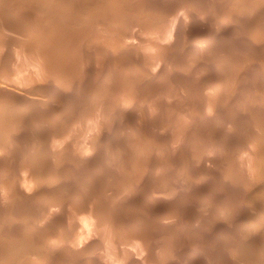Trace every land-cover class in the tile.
<instances>
[{"label": "rangeland", "instance_id": "1", "mask_svg": "<svg viewBox=\"0 0 264 264\" xmlns=\"http://www.w3.org/2000/svg\"><path fill=\"white\" fill-rule=\"evenodd\" d=\"M0 1L1 2L3 1L2 3L0 2V5H1V7H0L1 8L0 9V13H1L0 14V21H1L0 22V31L2 30L0 32V47H1L0 48V57H1L0 58V93H1L0 94V103H1L0 104V109H1L0 110V117H1L0 121L1 122L4 121V123H3L4 125H2V123L0 122V136H1L0 141L2 142V143L0 142V148H3L2 150L0 149V208L2 209V211L0 209V211H1L0 217L3 218V219H0V222L2 221L3 223L5 222L7 224V222L11 221L7 225L5 223L2 224V222L0 223V234H1L0 235V239H1L0 240V245H1L0 246V260L2 258L3 260L6 261V262L5 261L3 262V260H1L0 261V262H2L1 264H3V263H5V264H9V263L10 264H16V262L17 263L20 262V264H33V263L34 264H55V263L56 264H132V263L133 264H151V263H153V264H162V263L163 264H202V263L203 264H206V263L207 264H210V263L211 264H217L218 262H220L219 264H248L249 262H250L249 264H264V245H263L264 244V215H263L264 214V212H263L264 211L263 210L264 209V156H263L264 153L261 154V152L264 151V0H255V2L253 0H250L253 2L248 7L245 5L246 1H248V0H244V1L243 0H205V1L204 0H194V1L193 0H188V1L187 0L186 1L185 0H183V1L182 0H175L177 2H175L174 0H162L163 3L161 2V4H160L161 0H150L153 2V5L148 0H146L147 3H145V0L144 1L141 0V2H143V3H141L139 0H134L136 3H134L133 0H115V1L114 0L113 1L105 0V2L107 1L106 2L107 4L105 2H103L104 0H102V1L101 0H97V1L96 0H35V1H37V4H35L36 2L34 0H27V1L26 0H20V1L19 0H15V1L14 0H6V1L0 0ZM30 1H32V2L30 3ZM60 1H62V2L65 1V2L61 3ZM93 1H95V2H93ZM116 1H117V3H115ZM181 1H182V3H181ZM14 2H15V4H13L14 6L11 5ZM43 2H45V3L43 4ZM121 2H123L125 5ZM138 2H140L141 4ZM148 2H150L149 5H145V4H148ZM256 2H257V4H256ZM23 3H24V5H23ZM50 3H51V5H50ZM65 3L67 4V6ZM109 3L112 4L113 6L112 5L109 6L108 5ZM203 3H204V5H203ZM46 4H47V6H45ZM87 4H89V5H87ZM91 4H92V6L94 4L93 7H95L96 9L93 8L91 6ZM121 4H123V5H121ZM142 4H144L145 6ZM150 4H151V6H150ZM155 4H156V6H155ZM246 4L248 5V3H246ZM132 5H134V6H132ZM165 5H166V8H165ZM178 5H179V7H181L182 10L180 8H178ZM197 5L199 8L197 7ZM220 5L222 6V8ZM36 6H38V7H36ZM41 6L44 8H42ZM88 6H89V8H88ZM103 6H105V7H103ZM117 6L119 8H117ZM128 6H129V8H128ZM161 6L164 8H162ZM186 6H187V8H186ZM202 6H203V8H202ZM226 6H228V7L226 8ZM243 6H245L246 8L245 7L242 8ZM33 7H34V9H33ZM53 7H54V9H53ZM72 7L73 8L75 7V8L73 9ZM110 7L115 9V10L111 9ZM171 7H173V8L175 7L174 8L175 11ZM214 7H217V8H214ZM236 7L238 9H241V11H239ZM45 8H47L48 10ZM70 8H72V9H70ZM76 8H78V9H76ZM80 8L81 9L84 8V9L80 10ZM99 8H101V9H99ZM102 8H105V9H102ZM145 8H147V10ZM168 8L169 9L171 8V9L168 10ZM185 8H186V10L189 9V10H187L188 12L185 10ZM233 8H236V10ZM218 9H219V12H218ZM230 9H232V12ZM7 10H9L10 13ZM36 10L39 12H37ZM54 10H55V12H54ZM63 10L66 11V13ZM72 10L74 13L72 12ZM99 10H101V12ZM120 10L122 12H120ZM159 10H160V12H159ZM214 10H215V12H214ZM242 10H243V12H242ZM45 11H48V13ZM80 11H82V12H80ZM96 11H99V12H96ZM104 11L106 14L104 13ZM154 11L157 13V15H156V13H154ZM244 11H247V12H244ZM17 12L19 13L18 15H17ZM58 12H59V14H57ZM92 12H95L96 14L92 13ZM35 13H37V14H35ZM97 13H98V16H97ZM132 13L134 15H132ZM217 13L219 15L221 14V16L217 15ZM10 14H12V16ZM39 14L43 17V19L41 18V16H39ZM93 14H95V15H93ZM114 14H115V16H114ZM36 15H38V16H36ZM46 15H48V16H46ZM68 15H69V17H68ZM116 15L118 16V18L116 17ZM51 16H54V17L52 18ZM56 16H58V17H56ZM87 16H89L90 19ZM99 16H101V17H99ZM112 16L114 18H112ZM228 16L230 19H228ZM1 17H3V18H1ZM35 17H37V18H35ZM63 17H64V19H63ZM80 17H82V18H80ZM94 17L95 18L98 17V18L95 19ZM107 17H109V19L106 21L107 22L106 23L104 20H106ZM136 17H137V19H135ZM139 17H140V19H139ZM8 18H11V19H8ZM29 18H31V19H29ZM60 18H62V19H60ZM26 19L27 20L29 19V20L27 21ZM53 19H54V21H53ZM87 19H89V20H87ZM91 19H94V20H91ZM110 19L112 22L109 21ZM7 20L9 22H7ZM16 20H17V22H15ZM55 20H57V22ZM98 20H99V22H98ZM39 21L40 22L42 21V22L40 23ZM67 21H68V23L70 22V24H68ZM92 21L95 24H92L93 23ZM120 21H121V23H120ZM138 21H140V22H138ZM61 22L62 23L64 22V24H62ZM78 22L79 23L81 22L80 25ZM87 22L89 24H87ZM108 22H110V23H108ZM132 22L134 25L137 23V25H135V26L132 25ZM26 23L29 24V26ZM48 23H49V25H47ZM144 23H146V24H144ZM148 23H150V24H148ZM165 23H167V24H165ZM103 24H105V25H103ZM123 24H125L126 26H124ZM152 24L154 27L151 26ZM158 24H159V26H158ZM172 24H174V25L172 26ZM72 25H73V27H72ZM113 25H115V28L113 27ZM170 25H171V27H170ZM15 26L17 27V29ZM44 26H46L47 28ZM103 26H105L107 28L102 29ZM5 27L6 28L8 27V28L5 29ZM30 27H32V28H30ZM75 27H76L77 31L75 30ZM82 27H83V29H82ZM95 27H96V29H95ZM100 27H102V28H100ZM146 27H147V29H146ZM151 27H152L153 31H152V29H150ZM173 27L175 29H173ZM177 27H178V29H177ZM36 28H37V30H36ZM62 28H64V29L62 30ZM122 28H126V29H122ZM80 29H81V31H80ZM166 29L167 30L170 29L169 33H167L168 31ZM211 29H213V30L211 31ZM14 30H15V32H14ZM139 30H141V31H139ZM146 30H147V32H146ZM149 30H150V32H149ZM171 30H173V31H171ZM23 31H25V32H23ZM51 31L53 32V34ZM65 31H66V33H65ZM107 31H108V33H107ZM170 31H171V33H170ZM21 32L24 35H22ZM62 32H64L65 35H63L64 33H62ZM83 32H85V33H83ZM117 32L118 33L120 32L119 35ZM172 32H174V33H172ZM206 32H208L207 35L205 34ZM111 33H113V34H111ZM162 33H163V36H162ZM210 33H212V35ZM42 34L44 35V37L45 36L46 37L44 38L42 36ZM54 34H56V36ZM80 34H82V35H80ZM85 34H88V35H85ZM120 34H123L125 36L120 37ZM129 34H131V35H129ZM172 34H174V37H172L173 36ZM57 35H58V37H60V39L57 37ZM201 35H202V37H201ZM108 36H109V38H108ZM199 36L201 39L199 38ZM205 36H206V38L204 39ZM34 37H35V39H34ZM47 37H48V39L46 41ZM72 37H75V38H72ZM78 37L81 39L83 38V39L81 40ZM193 37H195V38H193ZM210 37H212V38H210ZM41 38H42V40H41ZM76 38H78V39H76ZM176 38H177V40H176ZM196 38H198L199 40H202L204 42H208L207 43L208 46L205 45L203 49L202 48L197 49V48L193 47L192 46L193 43L197 41V40L196 41H193V40ZM57 39L60 40V42L56 41ZM66 39H68V40H66ZM119 39H122V40H120L121 42L119 41ZM191 39H192L193 43H192ZM1 40H2V42H1ZM31 40H32V42H31ZM53 40H55V41H53ZM84 40H85V42H84ZM109 40H111L112 42ZM176 41H177V43H176ZM189 41H191V42H189ZM9 42L10 43L12 42L11 45ZM43 42L45 45L43 44ZM65 42L69 43V44H66ZM114 42H115V44H114ZM50 43H51V46H53V45L54 46L51 47ZM60 43H64V44H60ZM111 43H113L114 46ZM158 43H160V44H158ZM12 44H13V46H12ZM19 44H21L20 45L21 47L19 46ZM125 44H126V46H125ZM211 44H213L214 46ZM223 44H224V46H223ZM34 45H36V46L34 47ZM69 45H70V47H69ZM83 45H84V47H83ZM119 45L121 48L119 47ZM28 47L31 49H28ZM60 47L62 49H60ZM206 47H207V49H206ZM52 48L54 51L52 50ZM103 48H104V50H102ZM32 49H33V51H32ZM74 49L76 51L78 49V51L75 52ZM86 49H88V50H86ZM154 49H155L156 53L154 52ZM162 49H163V51H162ZM28 50L29 51L31 50V51L29 52ZM48 50H49V52H48ZM98 50H100L101 53H99L100 51H98ZM151 50L153 51V53ZM7 51H8V53H7ZM63 51H65V53ZM92 51L95 53H93ZM52 52L55 54H53ZM5 53L7 54V56L8 55L9 56L7 57L5 55ZM31 53H33V54H31ZM59 53H61V54H59ZM112 53H113V55H112ZM44 54H46L47 56H45ZM63 54H64V56H63ZM65 54H68V56ZM69 54H70V56H69ZM72 54H76L75 57ZM153 54H155V56ZM165 54H166V56H165L166 59H165V57H164V59L159 57V55L162 56ZM56 55H57V57H56ZM61 55H62V57H61ZM84 55L85 56L87 55V57L85 58ZM10 56H12L13 58ZM18 56H19V58H17ZM20 56H22V57H20ZM127 56L129 59L127 58ZM49 57L51 60L48 59ZM150 57L152 58V63H151V59H148ZM167 57H169V58H167ZM8 58H10V61ZM40 58H41V61L39 60ZM74 58L77 60V63H76V60H74ZM119 58H121V59H119ZM24 59H25V61H24ZM26 59H28V60H26ZM47 59H48V61L46 62L45 60H47ZM64 59H66V60L64 61ZM227 59H229L230 61H228ZM69 60H72V62ZM235 60L237 62H235ZM126 61H128V62H126ZM153 61H155V62H153ZM13 62H14V64H13ZM45 62L47 64V66H46ZM50 62H52L53 64ZM70 62H71V64H70ZM116 62H118V63H116ZM2 63H3V65H1ZM31 63H33L34 65H32ZM65 63H67V64H65ZM88 63H90V64H88ZM125 63H127V64H125ZM238 63H239V66L237 65ZM41 64L43 66H41ZM72 64L75 65V67ZM78 64H79V66H77ZM86 64H87V66H86ZM123 64H125V65H123ZM5 65H7V66H5ZM61 65H62V68L60 69ZM110 65H112V66H110ZM44 66L46 68H44ZM52 66H53V68H52ZM58 66H59V68L57 69ZM72 66H73V69L71 68ZM114 66H116V67H114ZM36 67L38 68V70ZM39 67H41V68H39ZM65 67H66V69H65ZM111 67L112 68L114 67V68L112 69ZM103 69H105V70H103ZM156 69H157V71L159 70L160 72L155 71ZM50 70L52 71V73ZM80 71H82V72H80ZM147 71L148 72L150 71V73H148ZM118 72L121 73V75L120 74L118 75ZM151 72L154 73L155 76H153V78L152 77L147 78V80H146L145 77L147 75L151 74ZM104 73H105V75H104ZM122 73L124 75H122ZM160 73H161V75H160ZM63 74H64V76H63ZM116 74H117V76H116ZM45 75H46V77H44ZM65 75L67 76V79H66ZM76 76H77V78H76ZM81 76H83V77H81ZM113 76H115V77H113ZM123 76H125V77H123ZM60 77H62V78H60ZM79 78H80V80H79ZM77 79L79 80V82ZM93 79H94V81H93ZM150 79H152V80H150ZM107 80L109 83L107 82ZM127 80H128V82H127ZM86 81H87V83H86ZM90 81H92V82H90ZM95 81L97 84L95 83ZM110 81L113 83H111ZM129 81H131V82L129 83ZM141 83H143V84H141ZM121 84H123V85H121ZM87 85H88V87H86ZM107 85H108V87H107ZM113 85L115 88L113 87ZM185 85L187 87H185ZM189 85H191V86H189ZM200 85H202V86H200ZM1 86H2V88H1ZM101 86H103L105 88H103ZM119 86H120V88H118ZM201 87H203V88H201ZM208 87H210V89ZM100 88H103V89H100ZM124 88L125 89L129 88V89L125 90ZM155 88H157V90ZM63 89L65 91H63ZM104 89H105V91H104ZM160 89H161V91H163L162 93H161ZM214 89H215V91H214ZM91 90H93V92ZM95 90H97V91H95ZM120 90L123 93H121ZM205 90H206V92H205ZM72 91H73V93H72ZM88 91L92 94H90ZM124 92H125V94H124ZM137 92H138V94H137ZM2 93H3V95H2ZM109 93H110V95H109ZM131 93H132V95H131ZM6 94H8V95H6ZM158 94H160V95H158ZM164 94L166 95V97ZM167 94H168V96H167ZM170 94H171V97H170ZM217 94H220L222 97L220 95H217ZM86 95H87V97H86ZM157 96H158L159 100L156 99ZM216 96H217L218 100H217ZM69 98L70 99L72 98L71 99L72 101ZM77 98H79V99H77ZM109 98H111V99H109ZM145 98H146V100H145ZM149 98H151V100ZM80 99L82 100V102ZM129 99H130L131 103H130ZM154 99H156V100L154 101ZM87 100H89V101H87ZM176 100L179 102L177 103ZM180 100H181V102H180ZM10 101H12L13 103L11 102L9 104ZM18 101H20L21 103L20 102L17 103ZM4 102H6V103H4ZM84 102H86V103H84ZM96 102H97V104H96ZM157 102H158V104H157ZM170 102H171V105L169 104ZM174 102H175L174 109H172ZM214 102L215 103L217 102V104H215ZM107 103L108 104L110 103L109 104L110 106ZM165 103L168 105H166ZM6 104H8V106H6ZM90 104L93 106H91ZM164 104H165V106H164ZM182 104H184V106H182ZM105 105H107L108 107ZM126 105H128V106H126ZM116 106H117V109H116ZM176 106H177V108L179 107L182 109L178 108L179 109L178 110L177 108H175ZM12 107H14V108H12ZM61 107H63V108H61ZM78 107H79V109H78ZM183 107H185V108H183ZM87 108H90V110ZM93 108H94V110H93ZM56 109H57V111H56ZM85 109H87V110H85ZM111 109L114 111L110 112ZM175 109H177V110H175ZM4 110H6V111H4ZM79 110L80 111L83 110V112H80ZM105 110L107 113L111 114V115L109 114V117H108V114L105 112ZM161 110H163V111H161ZM7 112H8V114H7ZM52 112H54L55 114ZM58 112L60 114H58ZM79 112L81 113L80 115H79ZM156 114H158V115H156ZM49 115L52 119L49 117ZM103 116H104V118H103ZM256 117H257V119H256ZM3 118L5 120H3ZM53 118H54V120H53ZM232 119H233V121H231ZM249 119H251V120H249ZM247 120H249V121H247ZM95 121H97V122H95ZM29 123H30V126H29ZM113 123H114V125H113ZM184 123H186V124L184 125ZM118 124H120V127L118 126ZM189 125H190V127H189ZM110 126H111V129L113 128L112 130L109 129ZM186 126H187L188 130H187ZM106 127H108V128L105 129ZM142 128L143 129L145 128V130H143ZM151 128H153V129H151ZM198 128H200V129H198ZM134 129H137V130H134ZM105 130H107V131H105ZM151 130H152V132H150ZM147 131H149V133H147ZM204 131H206V132H204ZM185 132H186V134H185ZM62 134H64V135H62ZM142 134H144V135H142ZM150 134H151V136L149 137ZM178 134L180 137L178 136ZM130 136H132V137H130ZM120 137H121V139H120ZM129 137H130V139H129ZM194 137H196V138H194ZM151 138H154V139H151ZM188 138L192 139V140H189ZM122 139H123V141H122ZM139 139H140V142H139ZM141 139H143L142 143H141ZM182 139H185V140H182ZM186 139L190 142L193 141V139H196L194 141L197 144L195 142H191V143L189 142L188 143V141ZM201 139H203V140H201ZM113 142H114V144H113ZM146 142H147V144H146ZM7 143L9 146L7 145ZM148 143H150V144H148ZM124 144H125V146H123ZM142 144H145L146 146L143 145L144 147H140ZM1 145H3V146H1ZM118 145H120V146H118ZM137 145H138V148H137ZM147 145H149V146L147 147ZM153 146L155 149L156 148L157 149L155 150L153 148ZM195 146H196V148H195ZM200 146H201V148H200ZM186 147H188V148H186ZM198 148H200L201 151ZM153 149H154V151H152ZM124 150H125V152H124ZM136 150H138V151H136ZM168 150H170V152ZM181 150H183V151H181ZM22 151L24 153H22ZM121 151L124 152L125 154L122 153ZM126 151H131V153L130 152L127 153ZM146 151H148V152L145 154ZM175 151L176 152L179 151V152L176 153ZM81 152L83 153V155L81 154ZM152 152H154V153H152ZM180 152H182V153L180 154ZM118 153L120 156H118ZM171 153H175V154H171ZM255 153H257V155ZM88 154H90V155H88ZM129 154H131V155H129ZM86 155H88V156H86ZM177 155L179 157H177ZM260 155H262L261 156L262 158L260 157ZM75 156H76V158H75ZM135 156L136 157L138 156V158H136ZM86 157H88L89 160L86 159ZM115 157H116L117 161H116V159H114ZM144 157L146 159H148V157H149L151 160L148 159L149 160L148 161ZM187 157L189 158V160ZM255 157H256V159H255ZM71 159L72 160L74 159V160L72 161ZM90 159H92V160H90ZM120 159L123 162H121ZM138 159H140V161ZM28 160L31 162L29 163ZM82 160H84V161H82ZM164 160L167 162H165ZM118 161H120V162H118ZM249 161H251L252 163ZM32 162H33V164H32ZM80 162H81V164H80ZM117 162H118V164H117ZM136 162H139V163L137 164ZM183 162H184V164H183ZM248 162H249V164H248ZM153 163H155V164H153ZM253 163L257 167H255ZM111 164L115 167V169ZM128 164L131 167H129ZM171 164H172V167H171ZM190 164H192V165H190ZM35 165H36V167H35ZM182 165H183V167H182ZM184 165H186V167ZM107 166H109V167H107ZM127 166L129 167V170H128ZM126 167H127V169H126ZM133 167H134V169H133ZM159 167H161V169H159ZM30 168L33 170L34 173L32 172V170ZM137 168H139L140 171ZM143 168H145V170ZM188 168H190L191 171ZM34 169H35V171H34ZM87 169H88V171L89 170L90 171L88 172ZM149 169H152V170L150 171ZM184 169H185V172L183 171ZM143 170L146 171V173H144ZM154 170H156V171H154ZM180 170H182V171H180ZM187 170H188V172H187ZM79 171H81V174ZM157 171H158V173H157ZM192 171H194V173ZM134 172H135V176H137L136 174H140V176L138 175L137 177H135ZM161 172L163 173V175L161 174ZM196 172H197V174H196ZM108 173H109V175H108ZM111 173H112V175H110ZM130 173L133 174V175L132 174L131 175L134 178H137L136 179L137 181L135 179L134 180L130 179V178H132V176L129 175ZM141 173H144V174L141 175ZM152 173H154V174H152ZM182 173H184V174H182ZM156 174L159 176H156ZM146 175H147V177H145ZM152 175H153V177H152ZM167 175H169V177ZM190 175H191V177H190ZM123 176H124V178H122ZM187 176H188V178L186 179ZM17 177H19V178H17ZM109 177H110V179H109ZM149 177H150V179H149ZM151 178L152 179L155 178V179L152 180ZM164 179H166V180H164ZM105 180H107L108 182H105ZM109 181L110 182L112 181V183H109ZM120 181L123 182V185H122V182H120ZM155 181H161V182H155ZM164 181L166 182V185L164 184L165 183ZM167 181H169V182H167ZM82 182H84V183H82ZM171 182H173V184ZM8 183H10V184H8ZM116 183H117V185H116ZM124 183H125V185H124ZM126 183L128 184V187H127ZM129 183H130V185H129ZM141 183H143V184H141ZM6 184H7V186H6ZM107 184H109V185H107ZM131 184H133V185H131ZM134 184H136V185H134ZM153 184L155 186L156 185L157 186L155 187ZM121 185H122V187H121ZM15 186H17V187L15 188ZM115 186H117V187H115ZM142 187H143V189H142ZM159 187L160 188L162 187V188L160 189ZM10 188H11V191H10ZM105 188L108 189L107 192H106ZM137 188H138V190H137ZM163 188L166 190H164ZM86 189H88L90 192ZM110 189H111V191H110ZM125 190H126V192H125ZM132 190L135 193V195L133 192H131ZM15 191H17V192H15ZM100 191H101V193H100ZM72 192H74V193H72ZM97 192H98V194H97ZM153 192L155 193L154 195H153ZM163 192L165 193V195ZM104 193L106 196H104ZM120 193H122L123 195H121ZM156 193H157V195H156ZM158 194H160V195H158ZM12 195H15V196H12ZM129 195L132 196L131 200L129 198ZM89 196H91V197H89ZM112 196H114V198ZM116 196H117V198H116ZM133 196H135V197H133ZM14 197H15V199L17 198L18 201H16L17 199L16 200L13 199ZM118 199H120V200H118ZM126 200L129 202H127ZM143 200H145V201H143ZM148 200H149V203H148ZM108 204H109V206H108ZM142 204H144L145 206ZM151 204H154V205L152 206ZM21 205H22V207H21ZM91 205H92V207H90ZM134 205H136V207ZM170 205H171V207H170ZM174 205H175V208H174ZM121 206H123L124 208H120V210H119L118 207H121ZM146 206H148V208L150 210H147L148 208ZM177 206L179 209L177 208ZM10 207H13V208L15 207L16 209L15 208L13 209ZM93 207L95 208V210ZM107 207H109V209ZM24 208H25V210H24ZM104 208H106V209H104ZM142 208H143L144 212L143 211L141 212ZM121 209L122 210L125 209V210L122 211ZM128 209H129V211H128ZM164 209H166V211ZM105 210H106V213H105ZM114 210H117V211H115L116 214L114 213ZM126 210H127V212H129L128 217H127ZM160 210H161V212H160ZM168 210H170V212ZM9 211H11V212H9ZM27 211H28V213H27ZM43 211L45 212V214L43 213ZM156 211H157V213H156ZM179 211H180V214H178ZM184 211L186 213H184ZM98 212H101L104 215L107 214L105 216V217H107L106 221H104L105 224L103 223V221L100 222ZM117 212H120V213L117 214ZM122 212L124 215L122 214ZM147 212H148V214H146ZM149 212L153 213L152 214L153 217ZM174 212L175 213L178 212V213H176L177 217H173L175 215ZM181 212H182V215H181ZM109 213L111 214L110 216H109ZM131 213H133V215ZM138 213H139V215H136ZM142 213H143V216L141 215ZM155 213L158 216L155 215ZM169 213L171 216L166 215ZM9 214H10V216H9ZM28 214H30L31 216ZM2 215H4V216H2ZM25 215H26V217H25ZM120 215H121V217H120ZM135 215L137 216V219L135 218L136 217ZM42 216H43L44 220H43ZM148 216H149V218H148ZM160 216H161V218H160ZM6 217L10 218V219H7ZM28 217L30 219L31 218L32 219L30 220ZM109 217H111V218H109ZM132 217H133V219H132ZM145 217H147V218H145ZM189 217H191V218H189ZM26 218H27V220H26ZM95 218H96V220H95ZM18 219L20 220L21 223L19 222ZM134 219H136V220H134ZM140 219H141V221H140ZM142 219H144V220H142ZM178 219H180L181 221ZM187 219H189V220L187 221ZM108 220H110V221H108ZM130 220H131V222H130ZM132 220H133V222H132ZM145 220H147V221H145ZM117 221H118V223H117ZM152 221L153 222L156 221L155 223L158 224L159 227L155 223H153ZM157 221H159L161 223H159ZM57 222H58V224H57ZM125 222H128V223L125 224ZM147 222H148L149 226H147L148 225ZM15 223H17V224H15ZM114 223H116V224H114ZM221 224L224 228L221 226ZM114 225L116 226V228ZM160 225L162 228L160 227ZM219 225L223 229L220 228ZM123 226H125V227H123ZM150 226L153 227L154 229L150 228ZM1 227H2V229H1ZM121 227H123V228H121ZM126 227H127V229H126ZM131 227H133V230L131 229ZM139 227H141V229ZM142 227L144 229L146 227L148 229L150 228V230H148L150 234L147 233L148 232L147 228L145 229V232H144L143 231L144 229ZM245 227H246V229H245ZM10 228H11V230H10ZM35 228H37V229H35ZM107 228H108V230H107ZM112 228H115V229L112 230ZM137 228H138V231H134V230H137ZM156 228H157V230H156ZM129 229L131 230L130 233H129ZM164 229L167 230V232ZM174 229H175V231H174ZM17 230L19 231V233ZM104 230H106V232ZM123 230H125V231L123 232ZM162 230H164V231H162ZM10 231L13 233L9 234ZM155 231L156 232L158 231V232L156 233ZM172 231H173V233H172ZM15 232L18 234H16ZM138 232H141V233H138ZM44 233L46 235H44ZM61 233H62V235H61ZM113 233H115V234H113ZM135 233H136V236H135ZM165 233H167V234H165ZM47 234H50V235H47ZM171 234H173V235L170 236ZM55 235H57L58 237ZM120 235L121 236L124 235L125 238H124V236L121 237ZM141 235H143V237ZM43 236H44V239H43ZM163 236H164V238L166 236L165 240H164ZM48 237H51V238H48ZM114 237L115 238L117 237L118 240L115 239ZM137 237H138V239H137ZM173 237H174V240H172ZM59 238H60V241H59ZM61 238H62V240H61ZM243 238H244V240H243ZM35 239H37V241ZM41 239H43V240H41ZM64 239H66V241H68V240L69 241L66 242ZM122 239H124V240L122 241ZM120 240L122 241V243H120L121 242ZM149 240H151V242ZM156 240L158 242L155 243ZM252 240H253V242H252ZM17 241H19V242H17ZM32 241H34V242H32ZM117 241H118V243H117ZM166 241L169 244L166 245L167 248H164V247H166L165 246V244L167 243ZM172 241H175V243ZM191 241L193 243H191ZM251 242L253 245L251 244ZM16 243H18V244L16 245ZM66 243H67V245H66ZM145 243H146V245H145ZM170 243L173 244V249H172V244L170 245ZM186 243H188V244H186ZM241 243H242V245H241ZM26 244H28L29 246H27ZM37 244H39V245H37ZM110 244H112V246ZM148 244H150V245H148ZM178 244H179V246H178ZM192 244H193V246H192ZM11 245H13V246H11ZM30 245H32V246H30ZM73 245H74V247H73ZM174 245H175V247H174ZM188 245L190 247H188ZM181 246L183 249L181 248ZM250 246L253 249H251ZM18 247L19 248L21 247L23 249L20 248V250H19ZM51 247H52V249H51ZM139 247H140V249H138ZM203 247H205V248L208 247V248L204 249ZM234 247H235V249H234ZM36 248L39 250V252ZM143 248H146V249H143ZM155 248H157L156 251H155ZM168 248H169V250H168ZM15 249H16V251H15ZM42 249H43V252H42ZM141 249H143V250H141ZM161 249H163V250L166 249L167 251L166 250L165 251H166L167 255L164 254V251H160L161 253L158 252ZM176 249L178 252L176 251ZM185 249H186V251L183 252L182 250H185ZM190 249H191V251H190ZM198 249H199V251H198ZM12 250L14 252H16L17 254L14 253ZM45 250H47L48 253H46ZM149 250H151V253L153 252V254L150 255ZM237 250H239V251H237ZM240 250H242L243 252L241 253ZM250 250H252V251H250ZM10 251H12V253ZM113 251H115V252L113 253ZM170 251L171 252L173 251V252L171 253ZM188 251L191 254L194 252L195 255H196L195 251L198 252L199 253V254L197 253L198 256H201V257H199L200 261H198L196 263H194V262L192 263L190 261V259L188 261V259H187L188 254H189ZM255 251H256V253H255ZM2 252L5 255H3ZM50 252H51V254H50ZM200 252H203V253H200ZM253 252H254V254H252ZM6 253H7V255H6ZM154 253H155V255H154ZM170 253L172 256L170 255ZM238 253H239V255H238ZM13 254H15V256ZM191 254H189V255H191ZM212 254H213V256H212ZM11 255H13V258ZM61 255H63V256L61 257ZM152 255H154L155 259L153 258ZM163 255H165L166 257ZM10 256L12 259L7 258ZM19 256H20V260H19ZM36 256H38L39 258ZM145 256L148 259L149 258L150 259L149 260L146 259ZM242 256L243 257L247 256L248 258L246 257L247 259L246 258L243 259ZM131 257H132V259H130ZM156 257L160 258L161 260L160 259L157 260ZM176 257L181 259L182 261L177 259ZM203 257H206V258L204 259ZM41 258H43V260ZM74 258L76 260L77 259L78 260L76 261ZM201 258L203 259V261L201 260ZM217 258H218V261H217ZM254 258L257 260H255ZM39 259L41 262H39ZM72 259H74V260H72ZM185 259L187 260V262H185ZM219 259H221V260L219 261ZM240 259L242 261H240ZM250 259H252V260H250ZM7 260H9V261H7ZM16 260H18L19 262ZM50 260H51V262H50ZM137 260H138V262H137ZM165 260H167L168 262L166 261L167 263H165ZM207 260H208V262H206ZM72 261H74V262H72ZM153 261H156L158 263L153 262ZM200 262H202V263H200Z\"/></svg>", "mask_w": 264, "mask_h": 264}, {"label": "bare ground", "instance_id": "2", "mask_svg": "<svg viewBox=\"0 0 264 264\" xmlns=\"http://www.w3.org/2000/svg\"><path fill=\"white\" fill-rule=\"evenodd\" d=\"M4 1H6V0H4ZM14 1H15V0H14ZM19 1H20V0H19ZM26 1H27V0H26ZM26 1H25V2H26ZM34 1H35V0H34ZM96 1H97V0H96ZM101 1H102V0H101ZM111 1H113V0H111ZM114 1H115V0H114ZM133 1H134V0H133ZM139 1L141 2V0H139ZM143 1H144V0H143ZM148 1H150V0H148ZM174 1H175V0H174ZM182 1H183V0H182ZM182 1H181V3H182ZM185 1H186V0H185ZM187 1H188V0H187ZM193 1H194V0H193ZM193 1H192V2H193ZM204 1H205V0H204ZM243 1H244V0H243ZM248 1H249V2H248ZM248 1H246V3H248V5L245 3V5H246L247 7H248L249 5H251L253 1L255 2V0H253V1L248 0ZM0 2H1V1H0ZM2 2H3V1H2ZM2 2H1V3H2ZM12 2H13V1H12ZM31 2H32V1H30V3H31ZM35 2H36V3H35ZM35 2H34V3L37 4V1H35ZM41 2H42V1H41ZM52 2H53V1H52ZM54 2H55V1H54ZM60 2L63 3V2H65V1H63V2L60 1ZM60 2H59V3H60ZM68 2H69V1H68ZM72 2H73V1H72ZM74 2H75V1H74ZM87 2H88V1H87ZM93 2H95V1H93ZM103 2H105V0H104ZM106 2H107V1H106ZM106 2H105V3H106ZM125 2H126V1H125ZM140 2H138V3H140ZM150 2H151V4L153 5V2H152V1H150ZM150 2H148V4H145V3H147V1L145 0V3H144V4H145V5H149ZM154 2H155V1H154ZM161 2H162V0L160 1V4H161ZM175 2H177V1H175ZM197 2H198V1H197ZM225 2H226V1H225ZM231 2H232V1H231ZM238 2H239V1H238ZM260 2H261V1H260ZM26 3H27V2H26ZM30 3H29V4H30ZM44 3H45V2H43V4H44ZM48 3H49V2H48ZM66 3H67V2H66ZM66 3H65V4H66ZM77 3H78V2H77ZM101 3H102V2H101ZM115 3H117V1H116ZM119 3H120V2H119ZM121 3H123V2H121ZM127 3H128V2H127ZM129 3H130V2H129ZM134 3H136V2L134 1ZM141 3H143V2H141ZM141 3H140V4H141ZM162 3H163V2H162ZM184 3H185V2H184ZM184 3H183V4H184ZM189 3H190V2H189ZM194 3H195V2H194ZM199 3H200V2H199ZM205 3H206V2H205ZM258 3H259V2H258ZM13 4H15V2L12 3L11 5H13ZM20 4H21V3H20ZM79 4H80V3H79ZM81 4H82V3H81ZM106 4H107V3H106ZM106 4H105V5H106ZM123 4H124V3H123ZM123 4H121V5H123ZM144 4H142V5H144ZM151 4H150V6H151ZM171 4H172V3H171ZM175 4H176V3H175ZM186 4H187V3H186ZM190 4H191V3H190ZM238 4H239V3H238ZM240 4H241V3H240ZM256 4H257V2H256ZM23 5H24V3H23ZM38 5H39V4H38ZM50 5H51V3H50ZM61 5H62V4H61ZM75 5H76V4H75ZM83 5H84V4H83ZM87 5H89V4H87ZM108 5L110 6V5H112V4L109 3ZM117 5H118V4H117ZM124 5H125V4H124ZM142 5H141V6H142ZM145 5H144V6H145ZM180 5H181V4H180ZM191 5H192V4H191ZM193 5H194V4H193ZM195 5H196V4H195ZM199 5H200V4H199ZM203 5H204V3H203ZM211 5H212V4H211ZM214 5H215V4H214ZM216 5H217V4H216ZM231 5H232V4H231ZM2 6H3V5H2ZM13 6H14V5H13ZM34 6H35V5H34ZM42 6H43V5H42ZM42 6H41V7H42ZM45 6H47V4H46ZM54 6H55V5H54ZM66 6H67V4H66ZM68 6H69V5H68ZM73 6H74V5H73ZM81 6H82V5H81ZM81 6H80V7H81ZM91 6H92V4H91ZM93 6H94V4H93ZM93 6H92V7H93ZM100 6H101V5H100ZM106 6H107V5H106ZM112 6H113V5H112ZM132 6H134V5H132ZM138 6H139V5H138ZM138 6H137V7H138ZM141 6H140V7H141ZM155 6H156V4H155ZM171 6H172V5H171ZM187 6H188V5H187ZM187 6H186V8H187ZM189 6H190V5H189ZM217 6H218V5H217ZM220 6H221V5H220ZM234 6H235V5H234ZM239 6H240V5H239ZM0 7H1V5H0ZM8 7H9V6H8ZM8 7H7V8H8ZM21 7H22V6H21ZM28 7H29V6H28ZM31 7H32V6H31ZM36 7H38V6H36ZM76 7H77V6H76ZM85 7H86V6H85ZM103 7H105V6H103ZM140 7H139V8H140ZM153 7H154V6H153ZM161 7H162V6H161ZM167 7H168V6H167ZM197 7H198V5H197ZM200 7H201V6H200ZM224 7H225V6H224ZM227 7H228V6H226V8H227ZM244 7H245V6H243L242 8H244ZM258 7H259V6H258ZM42 8H44V7H42ZM55 8H56V7H55ZM63 8H64V7H63ZM72 8H73V7H72ZM72 8H70V9H72ZM74 8H75V7H74ZM74 8H73V9H74ZM78 8H79V7H78ZM78 8H76V9H78ZM81 8H82V7H81ZM81 8H80V10H83V9H84V8H83V9H81ZM88 8H89V6H88ZM88 8H87V9H88ZM93 8H95V7H93ZM110 8H111V7H110ZM117 8H119V7L117 6ZM123 8H124V7H123ZM128 8H129V6H128ZM128 8H127V9H128ZM131 8H132V7H131ZM151 8H152V7H151ZM157 8H158V7H157ZM162 8H164V7H162ZM165 8H166V5H165ZM171 8H173V7H171ZM171 8H170V9H171ZM174 8H175V7H174ZM174 8H173V9H174ZM178 8L181 9V7H179V5H178ZM186 8H185V10H186ZM189 8H190V7H189ZM191 8H192V7H191ZM198 8H199V7H198ZM202 8H203V6H202ZM202 8H201V9H202ZM214 8H217V7H214ZM221 8H222V6H221ZM236 8H237V7H236ZM236 8H233V9L236 10ZM240 8H241V7H240ZM245 8H246V7H245ZM0 9H1V8H0ZM2 9H3V8H2ZM4 9H5V8H4ZM28 9H29V8H28ZM33 9H34V7H33ZM33 9H32V10H33ZM36 9H37V8H36ZM45 9H47V8H45ZM53 9H54V7H53ZM61 9H62V8H61ZM90 9H91V8H90ZM95 9H96V8H95ZM99 9H101V8H99ZM102 9H105V8H102ZM106 9H107V8H106ZM111 9H113V8H111ZM135 9H136V8H135ZM135 9H134V10H135ZM145 9L147 10V8H145ZM170 9L168 8V10H170ZM201 9H200V10H201ZM205 9H206V8H205ZM210 9H211V8H210ZM219 9H220V8H219ZM219 9H218V12H219ZM237 9H238V8H237ZM247 9H248V8H247ZM20 10H21V9H20ZM47 10H48V9H47ZM85 10H86V9H85ZM113 10H115V9H113ZM121 10H122V9H121ZM121 10H120V12H122ZM139 10H140V9H139ZM154 10H155V9H154ZM161 10H162V9H161ZM181 10H182V9H181ZM181 10H180V11H181ZM183 10H184V9H183ZM187 10H189V9H187ZM187 10H186V11H187ZM227 10H228V9H227ZM230 10H231V12H232V9H230ZM235 10H234V11H235ZM238 10L241 11V9H238ZM5 11H6V10H5ZM7 11L10 13L9 10H7ZM11 11H12V10H11ZM14 11H15V10H14ZM25 11H26V10H25ZM36 11H37V10H36ZM40 11H41V10H40ZM51 11H52V10H51ZM63 11H64V10H63ZM70 11H71V10H70ZM70 11H69V12H70ZM86 11H87V10H86ZM99 11L101 12V10H99ZM99 11H96V12H99ZM131 11H132V10H131ZM142 11H143V10H142ZM142 11H141V12H142ZM157 11H158V10H157ZM174 11H175V9H174ZM186 11H185V12H186ZM211 11H212V10H211ZM211 11H210V12H211ZM8 12H7V13H8ZM18 12H19V11H18ZM18 12H17V15L19 14ZM34 12H35V11H34ZM34 12H33V13H34ZM37 12H39V11H37ZM45 12L48 13V11H45ZM54 12H55V10H54ZM56 12H57V11H56ZM64 12L66 13V11H64ZM72 12H73V10H72ZM80 12H82V11H80ZM106 12H107V11H106ZM147 12H148V11H147ZM159 12H160V10H159ZM159 12H158V13H159ZM170 12H171V11H170ZM187 12H188V11H187ZM202 12H203V11H202ZM207 12H208V11H207ZM214 12H215V10H214ZM224 12H225V11H224ZM242 12H243V10H242ZM244 12H247V11H244ZM248 12H249V11H248ZM21 13H22V12H21ZM21 13H20V14H21ZM47 13H46V14H47ZM62 13H63V12H62ZM73 13H74V12H73ZM83 13H84V12H83ZM92 13H95V12H92ZM102 13H103V12H102ZM104 13H105V11H104ZM107 13H108V12H107ZM123 13H124V12H123ZM126 13H127V12H126ZM142 13H143V12H142ZM149 13H150V12H149ZM149 13H148V14H149ZM151 13H152V12H151ZM154 13H156V12L154 11ZM163 13H164V12H163ZM189 13H190V12H189ZM229 13H230V12H229ZM229 13H228V14H229ZM238 13H239V12H238ZM251 13H252V12H251ZM0 14H1V13H0ZM4 14H5V13H4ZM29 14H30V13H29ZM35 14H37V13H35ZM54 14H55V13H54ZM57 14H59V12H58ZM75 14H76V13H75ZM87 14H88V13H87ZM95 14H96V13H95ZM95 14H93V15H95ZM105 14H106V13H105ZM105 14H104V15H105ZM109 14H110V13H109ZM115 14H116V13H115ZM115 14H114V16H115ZM117 14H118V13H117ZM130 14H131V13H130ZM130 14H129V15H130ZM139 14H140V13H139ZM144 14H145V13H144ZM144 14H143V15H144ZM152 14H153V13H152ZM191 14H192V13H191ZM228 14H227V15H228ZM232 14H233V13H232ZM240 14H241V13H240ZM246 14H247V13H246ZM10 15L12 16V14H10ZM13 15H14V14H13ZM50 15H51V14H50ZM73 15H74V14H73ZM73 15H72V16H73ZM91 15H92V14H91ZM120 15H121V14H120ZM132 15H134V14L132 13ZM150 15H151V14H150ZM153 15H154V14H153ZM156 15H157V13H156ZM164 15H165V14H164ZM217 15H219V14L217 13ZM238 15H239V14H238ZM238 15H237V16H238ZM242 15H243V14H242ZM6 16H7V15H6ZM15 16H16V15H15ZM26 16H27V15H26ZM36 16H38V15H36ZM39 16H41V15L39 14ZM46 16H48V15H46ZM62 16H63V15H62ZM97 16H98V13H97ZM219 16H221V14H220ZM233 16H234V15H233ZM239 16H240V15H239ZM245 16H246V15H245ZM3 17H4V16H3ZM3 17H1V18H3ZM51 17L53 18L54 16H51ZM56 17H58V16H56ZM56 17H55V18H56ZM68 17H69V15H68ZM84 17H85V16H84ZM87 17H89V16H87ZM99 17H101V16H99ZM102 17H103V16H102ZM104 17H105V16H104ZM116 17L118 18L117 15H116ZM126 17H127V16H126ZM147 17H148V16H147ZM160 17H161V16H160ZM226 17H227V16H226ZM13 18H14V17H13ZM16 18H17V17H16ZM25 18H26V17H25ZM35 18H37V17H35ZM41 18L43 19L42 16H41ZM47 18H48V17H47ZM73 18H74V17H73ZM78 18H79V17H78ZM80 18H82V17H80ZM94 18H95V17H94ZM96 18H98V17H96ZM96 18H95V19H96ZM112 18H114V17L112 16ZM129 18H130V17H129ZM154 18H155V17H154ZM154 18H153V19H154ZM193 18H194V17H193ZM215 18H216V17H215ZM224 18H225V17H224ZM8 19H11V18H8ZM29 19H31V18H29ZM29 19H28V20H29ZM45 19H46V18H45ZM60 19H62V18H60ZM63 19H64V17H63ZM89 19H90V17H89ZM89 19H87V20H89ZM103 19H104V18H103ZM108 19H109V17H107V19L104 20V21L106 22ZM115 19H116V18H115ZM115 19H114V20H115ZM120 19H121V18H120ZM127 19H128V18H127ZM135 19H137V17H136ZM139 19H140V17H139ZM139 19H138V20H139ZM216 19H217V18H216ZM226 19H227V18H226ZM228 19H230L229 16H228ZM26 20H27V19H26ZM28 20H27V21H28ZM51 20H52V19H51ZM70 20H71V19H70ZM83 20H84V19H83ZM91 20H94V19H91ZM142 20H143V19H142ZM147 20H148V19H147ZM155 20H156V19H155ZM176 20H177V19H176ZM18 21H19V20H18ZM27 21H26V22H27ZM32 21H33V20H32ZM32 21H31V22H32ZM43 21H44V20H43ZM47 21H48V20H47ZM53 21H54V19H53ZM55 21L57 22V20H55ZM100 21H101V20H100ZM109 21L112 22L111 19H110ZM121 21H122V20H121ZM121 21H120V23H121ZM124 21H125V20H124ZM128 21H129V20H128ZM128 21H127V22H128ZM136 21H137V20H136ZM178 21H179V20H178ZM227 21H228V20H227ZM232 21H233V20H232ZM0 22H1V21H0ZM5 22H6V21H5ZM5 22H4V23H5ZM7 22H9V21L7 20ZM15 22H17V20H16ZM20 22H21V21H20ZM29 22H30V21H29ZM37 22H38V21H37ZM39 22H40V21H39ZM41 22H42V21H41ZM41 22H40V23H41ZM48 22H49V21H48ZM64 22H65V21H64ZM64 22H63V23L61 22V23L64 24ZM76 22H77V21H76ZM88 22H89V21H88ZM88 22H87V24H89ZM92 22H93V21H92ZM95 22H96V21H95ZM98 22H99V20H98ZM110 22H108V23H110ZM125 22H126V21H125ZM130 22H131V21H130ZM138 22H140V21H138ZM148 22H149V21H148ZM150 22H151V21H150ZM154 22H155V21H154ZM49 23H50V22H49ZM49 23H48L47 25H49ZM58 23H59V22H58ZM67 23H68V21H67ZM78 23H79V22H78ZM80 23H81V22H80ZM80 23H79V25H80ZM84 23H85V22H84ZM106 23H107V22H106ZM106 23H105V24H106ZM1 24H2V23H1ZM26 24H27V23H26ZM43 24H44V23H43ZM53 24H54V23H53ZM53 24H52V25H53ZM55 24H56V23H55ZM59 24H60V23H59ZM68 24H70V22H69ZM92 24H95V23L93 22ZM105 24H103V25H105ZM117 24H118V23H117ZM144 24H146V23H144ZM144 24H143V25H144ZM148 24H150V23H148ZM153 24H154V23H153ZM153 24H152L151 26H153ZM165 24H167V23H165ZM2 25H3V24H2ZM7 25H8V24H7ZM10 25H11V24H10ZM27 25L29 26V24H27ZM57 25H58V24H57ZM65 25H66V24H65ZM90 25H91V24H90ZM97 25H98V24H97ZM97 25H96V26H97ZM111 25H112V24H111ZM115 25H116V24H115ZM115 25H113L114 28H115ZM123 25L126 26L125 24H123ZM132 25H134L133 22H132ZM135 25H137V23H136ZM135 25H134V26H135ZM163 25H164V24H163ZM173 25H174V24H172V26H173ZM13 26H14V25H13ZM19 26H20V25H19ZM37 26H38V25H37ZM82 26H83V25H82ZM101 26H102V25H101ZM117 26H118V25H117ZM134 26H133V27H134ZM158 26H159V24H158ZM179 26H180V25H179ZM1 27H2V26H1ZM8 27H9V26H8ZM8 27H7V28H8ZM15 27H16V26H15ZM34 27H35V26H34ZM42 27H43V26H42ZM44 27H46V26H44ZM50 27H51V26H50ZM72 27H73V25H72ZM118 27H119V26H118ZM142 27H143V26H142ZM142 27H141V28H142ZM149 27H150V26H149ZM149 27H148V28H149ZM153 27H154V26H153ZM155 27H156V26H155ZM165 27H166V26H165ZM168 27H169V26H168ZM170 27H171V25H170ZM175 27H176V26H175ZM7 28L5 27V29H7ZM21 28H22V27H21ZM25 28H26V27H25ZM25 28H24V29H25ZM30 28H32V27H30ZM46 28H47V27H46ZM58 28H59V27H58ZM64 28H65V27H64ZM64 28H62V30H63ZM67 28H68V27H67ZM69 28H70V27H69ZM87 28H88V27H87ZM93 28H94V27H93ZM100 28H102V27H100ZM104 28H107V27L103 26L102 29H104ZM111 28H112V27H111ZM111 28H110V29H111ZM128 28H129V27H128ZM160 28H161V27H160ZM16 29H17V27H16ZM60 29H61V28H60ZM82 29H83V27H82ZM95 29H96V27H95ZM116 29H117V28H116ZM122 29H126V28H122ZM146 29H147V27H146ZM150 29H152V27H151ZM173 29H175V28L173 27ZM177 29H178V27H177ZM8 30H9V29H8ZM28 30H29V29H28ZM28 30H27V31H28ZM36 30H37V28H36ZM38 30H39V29H38ZM50 30H51V29H50ZM54 30H55V29H54ZM69 30H70V29H69ZM75 30H76V27H75ZM154 30H155V29H154ZM166 30H167V29H166ZM166 30H165V31H166ZM169 30H170V29H169ZM169 30H167V31H168L167 33H169ZM212 30H213V29H211V31H212ZM1 31H2V30H1ZM1 31H0V32H1ZM10 31H11V30H10ZM34 31H35V30H34ZM40 31H41V30H40ZM58 31H59V30H58ZM76 31H77V30H76ZM80 31H81V29H80ZM88 31H89V30H88ZM92 31H93V30H92ZM112 31H113V30H112ZM116 31H117V30H116ZM139 31H141V30H139ZM152 31H153V29H152ZM155 31H156V30H155ZM171 31H173V30H171ZM171 31H170V33H171ZM174 31H175V30H174ZM211 31H210V32H211ZM11 32H12V31H11ZM14 32H15V30H14ZM19 32H20V31H19ZM23 32H25V31H23ZM51 32H52V31H51ZM73 32H74V31H73ZM97 32H98V31H97ZM102 32H103V31H102ZM123 32H124V31H123ZM132 32H133V31H132ZM146 32H147V30H146ZM149 32H150V30H149ZM178 32H179V31H178ZM180 32H181V31H180ZM42 33H43V32H42ZM62 33H64V32H62ZM65 33H66V31H65ZM65 33H64L63 35H65ZM83 33H85V32H83ZM83 33H82V34H83ZM107 33H108V31H107ZM117 33H118V32H117ZM119 33H120V32H119ZM119 33H118V35H119ZM144 33H145V32H144ZM172 33H174V32H172ZM176 33H177V32H176ZM207 33H208V32H206L205 34L207 35ZM2 34H3V33H2ZM17 34H18V33H17ZM21 34L24 35L22 32H21ZM47 34H48V33H47ZM52 34H53V32H52ZM73 34H74V33H73ZM75 34H76V33H75ZM82 34H80V35H82ZM88 34H89V33H88ZM88 34H85V35H88ZM92 34H93V33H92ZM95 34H96V33H95ZM98 34H99V33H98ZM102 34H103V33H102ZM104 34H105V33H104ZM111 34H113V33H111ZM127 34H128V33H127ZM196 34H197V33H196ZM210 34L212 35V33H210ZM6 35H7V34H6ZM45 35H46V34H45ZM54 35L56 36V34H54ZM54 35H53V36H54ZM68 35H69V34H68ZM71 35H72V34H71ZM89 35H90V34H89ZM129 35H131V34H129ZM129 35H128V36H129ZM170 35H171V34H170ZM172 35H173L172 37H174V34H172ZM176 35H177V34H176ZM32 36H33V35H32ZM42 36L44 37L43 34H42ZM48 36H49V35H48ZM59 36H60V35H59ZM77 36H78V35H77ZM97 36H98V35H97ZM114 36H115V35H114ZM121 36L124 37L125 35L120 34V37H121ZM162 36H163V33H162ZM38 37H39V36H38ZM45 37H46V36H45ZM45 37H44V38H45ZM57 37H58V35H57ZM61 37H62V36H61ZM75 37H76V36H75ZM75 37H72V38H75ZM83 37H84V36H83ZM175 37H176V36H175ZM201 37H202V35H201ZM4 38H5V37H4ZM4 38H3V39H4ZM58 38L60 39V37H58ZM62 38H63V37H62ZM78 38H79V37H78ZM78 38H76V39H78ZM98 38H99V37H98ZM108 38H109V36H108ZM158 38H159V37H158ZM193 38H195V37H193ZM199 38H200V36H199ZM205 38H206V36L204 37V39H205ZM210 38H212V37H210ZM1 39H2V38H1ZM6 39H7V38H6ZM34 39H35V37H34ZM47 39H48V37L46 38V41H47ZM53 39H54V38H53ZM79 39H81V38H79ZM82 39H83V38H82ZM82 39H81V40H82ZM84 39H85V38H84ZM93 39H94V38H93ZM156 39H157V38H156ZM200 39H201V38H200ZM41 40H42V38H41ZM51 40H52V39H51ZM64 40H65V39H64ZM64 40H63V41H64ZM66 40H68V39H66ZM115 40H116V39H115ZM120 40H122V39H119V41H120ZM125 40H126V39H125ZM176 40H177V38H176ZM189 40H190V39H189ZM196 40H197V41H196ZM198 40H199L198 38L194 39L193 41H196V42L193 43V41H192V39H191V41H192V43H193V45H192L193 47H195V48H197V49H198V48H202V49H203L205 45L208 46V44H207L208 42H204V41H202V40H199V41H198ZM36 41H37V40H36ZM53 41H55V40H53ZM53 41H52V42H53ZM56 41L60 42V40H58V39H57ZM69 41H70V40H69ZM76 41H77V40H76ZM92 41H93V40H92ZM109 41H111V40H109ZM116 41H117V40H116ZM174 41H175V40H174ZM191 41H189V42H191ZM217 41H218V40H217ZM221 41H222V40H221ZM1 42H2V40H1ZM17 42H18V41H17ZM31 42H32V40H31ZM33 42H34V41H33ZM40 42H41V41H40ZM50 42H51V41H50ZM84 42H85V40H84ZM107 42H108V41H107ZM111 42H112V41H111ZM120 42H121V41H120ZM146 42H147V41H146ZM189 42H188V43H189ZM214 42H215V41H214ZM214 42H213V43H214ZM9 43H10V42H9ZM11 43H12V42H11ZM11 43H10V45H11ZM13 43H14V42H13ZM24 43H25V42H24ZM41 43H42V42H41ZM41 43H40V44H41ZM46 43H47V42H46ZM56 43H57V42H56ZM65 43H66V42H65ZM75 43H76V42H75ZM77 43H78V42H77ZM90 43H91V42H90ZM118 43H119V42H118ZM125 43H126V42H125ZM176 43H177V41H176ZM210 43H211V42H210ZM226 43H227V42H226ZM3 44H4V43H3ZM3 44H2V45H3ZM6 44H7V43H6ZM33 44H34V43H33ZM43 44H44V42H43ZM60 44H64V43H60ZM66 44H69V43H66ZM72 44H73V43H72ZM88 44H89V43H88ZM111 44L113 45V43H111ZM114 44H115V42H114ZM158 44H160V43H158ZM214 44H215V43H214ZM227 44H228V43H227ZM227 44H226V45H227ZM2 45H1V46H2ZM8 45H9V44H8ZM20 45H21V44H19V46H20ZM23 45H24V44H23ZM30 45H31V44H30ZM44 45H45V44H44ZM108 45H109V44H108ZM108 45H107V46H108ZM116 45H117V44H116ZM211 45H213V44H211ZM216 45H217V44H216ZM226 45H225V46H226ZM12 46H13V44H12ZM35 46H36V45H34V47H35ZM46 46H47V45H46ZM50 46H51V43H50ZM53 46H54V45H53ZM53 46H51V47H53ZM57 46H58V45H57ZM62 46H63V45H62ZM87 46H88V45H87ZM110 46H111V45H110ZM113 46H114V45H113ZM125 46H126V44H125ZM209 46H210V45H209ZM213 46H214V45H213ZM223 46H224V44H223ZM20 47H21V46H20ZM22 47H23V46H22ZM31 47H32V46H31ZM38 47H39V46H38ZM69 47H70V45H69ZM73 47H74V46H73ZM73 47H72V48H73ZM76 47H77V46H76ZM83 47H84V45H83ZM108 47H109V46H108ZM119 47H120V45H119ZM157 47H158V46H157ZM215 47H216V46H215ZM0 48H1V47H0ZM5 48H6V47H5ZM23 48H24V47H23ZM39 48H40V47H39ZM81 48H82V47H81ZM88 48H89V47H88ZM104 48H105V47H104ZM104 48H103L102 50H104ZM117 48H118V47H117ZM120 48H121V47H120ZM148 48H149V47H148ZM195 48H194V49H195ZM211 48H212V47H211ZM3 49H4V48H3ZM8 49H9V48H8ZM28 49H31V48L28 47ZM34 49H35V48H34ZM37 49H38V48H37ZM43 49H44V48H43ZM50 49H51V48H50ZM60 49H62V48L60 47ZM60 49H59V50H60ZM112 49H113V48H112ZM112 49H111V50H112ZM122 49H123V48H122ZM149 49H150V48H149ZM156 49H157V48H156ZM206 49H207V47H206ZM209 49H210V48H209ZM1 50H2V49H1ZM9 50H10V49H9ZM9 50H8V51H9ZM24 50H25V49H24ZM24 50H23V51H24ZM35 50H36V49H35ZM39 50H40V49H39ZM52 50H53V48H52ZM52 50H51V51H52ZM70 50H71V49H70ZM72 50H73V49H72ZM80 50H81V49H80ZM80 50H79V51H80ZM84 50H85V49H84ZM86 50H88V49H86ZM91 50H92V49H91ZM94 50H95V49H94ZM94 50H93V51H94ZM106 50H107V49H106ZM108 50H109V49H108ZM123 50H124V49H123ZM130 50H131V49H130ZM164 50H165V49H164ZM166 50H167V49H166ZM227 50H228V49H227ZM8 51H7V53H8ZM11 51H12V50H11ZM28 51H29V50H28ZM30 51H31V50H30ZM30 51H29V52H30ZM32 51H33V49H32ZM45 51H46V50H45ZM53 51H54V50H53ZM55 51H56V50H55ZM60 51H61V50H60ZM74 51L77 52L78 49H77V51L74 49ZM89 51H90V50H89ZM93 51H92V52H93ZM98 51H100V50H98ZM109 51H110V50H109ZM151 51H152V50H151ZM162 51H163V49H162ZM171 51H172V50H171ZM171 51H170V52H171ZM48 52H49V50H48ZM58 52H59V51H58ZM63 52L65 53V51H63ZM71 52H72V51H71ZM102 52H103V51H102ZM111 52H112V51H111ZM149 52H150V51H149ZM154 52L156 53L155 49H154ZM52 53H53V52H52ZM61 53H62V52H61ZM61 53H59V54H61ZM93 53H95V52H93ZM99 53H101V51H100ZM105 53H106V52H105ZM113 53H114V52H113ZM113 53H112V55H113ZM150 53H151V52H150ZM152 53H153V51H152ZM167 53H168V52H167ZM208 53H209V52H208ZM15 54H16V53H15ZM24 54H25V53H24ZM31 54H33V53H31ZM47 54H48V53H47ZM53 54H55V53H53ZM5 55L7 56L6 53H5ZM18 55H19V54H18ZM21 55H22V54H21ZM29 55H30V54H29ZM44 55L47 56L46 54H44ZM50 55H51V54H50ZM65 55L68 56V54H65ZM72 55H74V57H75L76 54H72ZM78 55H79V54H78ZM80 55H81V54H80ZM91 55H92V54H91ZM102 55H103V54H102ZM153 55L155 56V54H153ZM157 55H158V54H157ZM172 55H173V54H172ZM8 56H9V55H8ZM8 56H7V57H8ZM52 56H53V55H52ZM54 56H55V55H54ZM63 56H64V54H63ZM69 56H70V54H69ZM84 56H85V55H84ZM89 56H90V55H89ZM165 56H166V54H165V55H162V56L159 55V57H160V58H163V59H164ZM176 56H177V55H176ZM2 57H3V56H2ZM10 57H12V56H10ZM20 57H22V56H20ZM33 57H34V56H33ZM39 57H40V56H39ZM42 57H43V56H42ZM50 57H51V56H50ZM50 57H49L48 59H50ZM56 57H57V55H56ZM61 57H62V55H61ZM82 57H83V56H82ZM86 57H87V55L85 56V58H86ZM159 57H158V58H159ZM174 57H175V56H174ZM0 58H1V57H0ZM3 58H4V57H3ZM12 58H13V57H12ZM17 58H19V56H18ZM26 58H27V57H26ZM51 58H52V57H51ZM65 58H66V57H65ZM71 58H72V57H71ZM83 58H84V57H83ZM90 58H91V57H90ZM122 58H123V57H122ZM125 58H126V57H125ZM127 58H128V56H127ZM127 58H126V59H127ZM167 58H169V57H167ZM171 58H172V57H171ZM171 58H170V59H171ZM4 59H5V58H4ZM8 59H9V61H10V58H8ZM29 59H30V58H29ZM48 59L45 60V61L47 62ZM55 59H56V58H55ZM68 59H69V58H68ZM79 59H80V58H79ZM88 59H89V58H88ZM112 59H113V58H112ZM119 59H121V58H119ZM128 59H129V58H128ZM148 59H151V63H152V58L150 57V58H148ZM154 59H155V58H154ZM163 59H162V60H163ZM165 59H166V57H165ZM231 59H232V58H231ZM5 60H6V59H5ZM17 60H18V59H17ZM26 60H28V59H26ZM32 60H33V59H32ZM39 60L41 61V58H40ZM50 60H51V59H50ZM56 60H57V59H56ZM65 60H66V59H64V61H65ZM74 60H76V59L74 58ZM221 60H222V59H221ZM227 60L230 61L229 59H227ZM227 60H226V61H227ZM233 60H234V59H233ZM2 61H3V60H2ZM24 61H25V59H24ZM40 61H39V62H40ZM43 61H44V60H43ZM43 61H42V62H43ZM69 61L72 62V60H69ZM89 61H90V60H89ZM110 61H111V60H110ZM117 61H118V60H117ZM128 61H129V60H128ZM128 61H126V62H128ZM132 61H133V60H132ZM144 61H145V60H144ZM163 61H164V60H163ZM167 61H168V60H167ZM223 61H224V60H223ZM223 61H222V62H223ZM231 61H232V60H231ZM11 62H12V61H11ZM16 62H17V61H16ZM46 62H45V64H46ZM71 62H70V64H71ZM106 62H107V61H106ZM114 62H115V61H114ZM120 62H121V61H120ZM130 62H131V61H130ZM145 62H146V61H145ZM153 62H155V61H153ZM235 62H237V61L235 60ZM3 63H4V62H3ZM3 63H2L1 65H3ZM25 63H26V62H25ZM50 63H52V62H50ZM60 63H61V62H60ZM63 63H64V62H63ZM63 63H62V64H63ZM76 63H77V60H76ZM82 63H83V62H82ZM112 63H113V62H112ZM116 63H118V62H116ZM146 63H147V62H146ZM227 63H228V62H227ZM229 63H230V62H229ZM8 64H9V63H8ZM13 64H14V62H13ZM18 64H19V63H18ZM31 64L34 65L33 63H31ZM52 64H53V63H52ZM65 64H67V63H65ZM74 64H75V63H74ZM79 64H80V63H79ZM79 64H78L77 66H79ZM84 64H85V63H84ZM88 64H90V63H88ZM125 64H127V63H125ZM125 64H123V65H125ZM224 64H225V63H224ZM233 64H234V63H233ZM235 64H236V63H235ZM57 65H58V64H57ZM72 65H73V64H72ZM80 65H81V64H80ZM105 65H106V64H105ZM114 65H115V64H114ZM116 65H117V64H116ZM119 65H120V64H119ZM145 65H146V64H145ZM237 65L239 66V63H238ZM5 66H7V65H5ZM35 66H36V65H35ZM38 66H39V65H38ZM41 66H43V65L41 64ZM46 66H47V64H46ZM48 66H49V65H48ZM55 66H56V65H55ZM63 66H64V65H63ZM68 66H69V65H68ZM73 66L75 67V65H73ZM73 66L71 67L72 69H73ZM86 66H87V64H86ZM108 66H109V65H108ZM110 66H112V65H110ZM146 66H147V65H146ZM238 66H237V67H238ZM83 67H84V66H83ZM114 67H116V66H114ZM114 67H113V68H114ZM122 67H123V66H122ZM234 67H235V66H234ZM23 68H24V67H23ZM33 68H34V67H33ZM36 68H37V67H36ZM39 68H41V67H39ZM44 68H46V67L44 66ZM52 68H53V66H52ZM52 68H51V69H52ZM58 68H59V66L57 67V69H58ZM61 68H62V65H61L60 69H61ZM69 68H70V67H69ZM69 68H68V69H69ZM111 68H112V67H111ZM113 68H112V69H113ZM235 68H236V67H235ZM27 69H28V68H27ZM47 69H48V68H47ZM65 69H66V67H65ZM65 69H64V70H65ZM79 69H80V68H79ZM84 69H85V68H84ZM86 69H87V68H86ZM107 69H108V68H107ZM146 69H147V68H146ZM28 70H29V69H28ZM37 70H38V68H37ZM64 70H63V71H64ZM69 70H70V69H69ZM69 70H68V71H69ZM103 70H105V69H103ZM103 70H102V71H103ZM116 70H117V69H116ZM148 70H149V69H148ZM18 71H19V70H18ZM24 71H25V70H24ZM41 71H42V70H41ZM41 71H40V72H41ZM46 71H47V70H46ZM50 71H51V70H50ZM73 71H74V70H73ZM76 71H77V70H76ZM111 71H112V70H111ZM111 71H110V72H111ZM114 71H115V70H114ZM151 71H152V70H151ZM155 71H157V69H156ZM19 72H20V71H19ZM22 72H23V71H22ZM54 72H55V71H54ZM57 72H58V71H57ZM74 72H75V71H74ZM80 72H82V71H80ZM106 72H107V71H106ZM112 72H113V71H112ZM147 72H148V71H147ZM157 72H160V71L158 70ZM41 73H42V72H41ZM46 73H47V72H46ZM51 73H52V71H51ZM83 73H84V72H83ZM83 73H82V74H83ZM148 73H150V71H149ZM162 73H163V72H162ZM48 74H49V73H48ZM56 74H57V73H56ZM56 74H55V75H56ZM61 74H62V73H61ZM66 74H67V73H66ZM87 74H88V73H87ZM87 74H86V75H87ZM106 74H107V73H106ZM110 74H111V73H110ZM113 74H114V73H113ZM119 74L121 75V73L118 72V75H119ZM146 74H147V73H146ZM79 75H80V74H79ZM104 75H105V73H104ZM122 75H124V74L122 73ZM127 75H128V74H127ZM127 75H126V76H127ZM160 75H161V73H160ZM63 76H64V74H63ZM68 76H69V75H68ZM99 76H100V75H99ZM116 76H117V74H116ZM153 76H155V74L151 72V74L147 75L146 77L144 76V77H145V79L147 80V78H151V77L153 78ZM44 77H46V75H45ZM58 77H59V76H58ZM65 77H66V79H67V76H66V75H65ZM81 77H83V76H81ZM93 77H94V76H93ZM113 77H115V76H113ZM118 77H119V76H118ZM123 77H125V76H123ZM142 77H143V76H142ZM60 78H62V77H60ZM74 78H75V77H74ZM76 78H77V76H76ZM86 78H87V77H86ZM103 78H104V77H103ZM121 78H122V77H121ZM140 78H141V77H140ZM54 79H55V78H54ZM91 79H92V78H91ZM94 79H95V78H94ZM94 79H93V81H94ZM107 79H108V78H107ZM109 79H110V78H109ZM113 79H114V78H113ZM113 79H112V80H113ZM119 79H120V78H119ZM123 79H124V78H123ZM130 79H131V78H130ZM50 80H51V79H50ZM52 80H53V79H52ZM57 80H58V79H57ZM77 80H78V79H77ZM79 80H80V78H79ZM79 80H78V82H79ZM85 80H86V79H85ZM104 80H105V79H104ZM124 80H125V79H124ZM138 80H139V79H138ZM148 80H149V79H148ZM150 80H152V79H150ZM154 80H155V79H154ZM70 81H71V80H70ZM81 81H82V80H81ZM98 81H99V80H98ZM113 81H114V80H113ZM139 81H140V80H139ZM141 81H142V80H141ZM61 82H62V81H61ZM61 82H60V83H61ZM84 82H85V81H84ZM90 82H92V81H90ZM90 82H89V83H90ZM107 82H108V80H107ZM110 82H111V81H110ZM116 82H117V81H116ZM119 82H120V81H119ZM127 82H128V80H127ZM127 82H126V83H127ZM130 82H131V81H129V83H130ZM133 82H134V81H133ZM143 82H144V81H143ZM60 83H59V84H60ZM66 83H67V82H66ZM82 83H83V82H82ZM86 83H87V81H86ZM95 83H96V81H95ZM104 83H105V82H104ZM108 83H109V82H108ZM111 83H113V82H111ZM120 83H121V82H120ZM126 83H125V84H126ZM148 83H149V82H148ZM181 83H182V82H181ZM207 83H208V82H207ZM67 84H68V83H67ZM70 84H71V83H70ZM80 84H81V83H80ZM90 84H91V83H90ZM96 84H97V83H96ZM116 84H117V83H116ZM123 84H124V83H123ZM123 84H121V85H123ZM141 84H143V83H141ZM64 85H65V84H64ZM77 85H78V84H77ZM93 85H94V84H93ZM102 85H103V84H102ZM194 85H195V84H194ZM202 85H203V84H202ZM202 85H200V86H202ZM75 86H76V85H75ZM83 86H84V85H83ZM97 86H98V85H97ZM127 86H128V85H127ZM127 86H126V87H127ZM189 86H191V85H189ZM192 86H193V85H192ZM208 86H209V85H208ZM63 87H64V86H63ZM70 87H71V86H70ZM70 87H69V88H70ZM86 87H88V85H87ZM101 87H103V86H101ZM107 87H108V85H107ZM113 87H114V85H113ZM116 87H117V86H116ZM159 87H160V86H159ZM182 87H183V86H182ZM185 87H187V86L185 85ZM210 87H211V86H210ZM210 87H208V88L210 89ZM1 88H2V86H1ZM74 88H75V87H74ZM103 88H105V87H103ZM103 88H100V89H103ZM114 88H115V87H114ZM118 88H120V86H119ZM129 88H130V87H129ZM129 88H126V89L128 90ZM161 88H162V87H161ZM163 88H164V87H163ZM179 88H180V87H179ZM183 88H184V87H183ZM191 88H192V87H191ZM191 88H190V89H191ZM201 88H203V87H201ZM206 88H207V87H206ZM64 89H65V88H64ZM64 89H63V91H65ZM88 89H89V88H88ZM94 89H95V88H94ZM124 89H125V88H124ZM126 89H125V90H126ZM155 89L157 90V88H155ZM158 89H159V88H158ZM181 89H182V88H181ZM3 90H4V89H3ZM6 90H7V89H6ZM13 90H14V89H13ZM82 90H83V89H82ZM121 90H122V89H121ZM121 90H120V92H121ZM176 90H177V89H176ZM203 90H204V89H203ZM73 91H74V90H73ZM73 91H72V93H73ZM91 91L93 92V90H91ZM95 91H97V90H95ZM104 91H105V89H104ZM104 91H103V92H104ZM107 91H108V90H107ZM133 91H134V90H133ZM160 91H161V89H160ZM201 91H202V90H201ZM210 91H211V90H210ZM210 91H209V92H210ZM214 91H215V89H214ZM214 91H213V92H214ZM1 92H2V91H1ZM68 92H69V91H68ZM78 92H79V91H78ZM88 92H89V91H88ZM88 92H87V93H88ZM108 92H109V91H108ZM120 92H119V93H120ZM130 92H131V91H130ZM162 92H163V91H161V93H162ZM205 92H206V90H205ZM207 92H208V91H207ZM63 93H64V92H63ZM89 93H90V92H89ZM111 93H112V92H111ZM113 93H114V92H113ZM121 93H123V92H121ZM133 93H134V92H133ZM167 93H168V92H167ZM170 93H171V92H170ZM216 93H217V92H216ZM0 94H1V93H0ZM9 94H10V93H9ZM77 94H78V93H77ZM81 94H82V93H81ZM90 94H92V93H90ZM90 94H89V95H90ZM97 94H98V93H97ZM99 94H100V93H99ZM115 94H116V93H115ZM124 94H125V92H124ZM124 94H123V95H124ZM135 94H136V93H135ZM135 94H134V95H135ZM137 94H138V92H137ZM146 94H147V93H146ZM165 94H166V93H165ZM165 94H164V95H165ZM2 95H3V93H2ZM6 95H8V94H6ZM67 95H68V94H67ZM67 95H66V96H67ZM103 95H104V94H103ZM109 95H110V93H109ZM126 95H127V94H126ZM131 95H132V93H131ZM158 95H160V94H158ZM207 95H208V94H207ZM215 95H216V94H215ZM217 95H220V94H217ZM64 96H65V95H64ZM75 96H76V95H75ZM80 96H81V95H80ZM94 96H95V95H94ZM97 96H98V95H97ZM97 96H96V97H97ZM106 96H107V95H106ZM106 96H105V97H106ZM113 96H114V95H113ZM135 96H136V95H135ZM145 96H146V95H145ZM152 96H153V95H152ZM167 96H168V94H167ZM220 96H221V95H220ZM3 97H4V96H3ZM10 97H11V96H10ZM71 97H72V96H71ZM86 97H87V95H86ZM99 97H100V96H99ZM155 97H156V96H155ZM165 97H166V95H165ZM170 97H171V94H170ZM214 97H215V96H214ZM221 97H222V96H221ZM65 98H66V97H65ZM67 98H68V97H67ZM92 98H93V97H92ZM151 98H152V97H151ZM151 98H149V99L151 100ZM216 98H217V96H216ZM219 98H220V97H219ZM11 99H12V98H11ZM69 99H70V98H69ZM71 99H72V98H71ZM71 99H70V100H71ZM77 99H79V98H77ZM83 99H84V98H83ZM85 99H86V98H85ZM104 99H105V98H104ZM107 99H108V98H107ZM109 99H111V98H109ZM132 99H133V98H132ZM132 99H131V100H132ZM137 99H138V98H137ZM156 99H158V96H157ZM156 99H154V101H155ZM213 99H214V98H213ZM15 100H16V99H15ZM80 100H81V99H80ZM145 100H146V98H145ZM158 100H159V99H158ZM215 100H216V99H215ZM217 100H218V98H217ZM219 100H220V99H219ZM68 101H69V100H68ZM68 101H67V102H68ZM71 101H72V100H71ZM71 101H70V102H71ZM87 101H89V100H87ZM90 101H91V100H90ZM93 101H94V100H93ZM129 101H130V99H129ZM129 101H128V102H129ZM154 101H153V102H154ZM174 101H175V100H174ZM11 102H12V101H10L9 104H10ZM19 102H20V101H18L17 103H19ZM81 102H82V100H81ZM99 102H100V101H99ZM176 102L178 103L179 101L176 100ZM180 102H181V100H180ZM4 103H6V102H4ZM4 103H3V104H4ZM12 103H13V102H12ZM20 103H21V102H20ZM79 103H80V102H79ZM84 103H86V102H84ZM100 103H101V102H100ZM130 103H131V101H130ZM149 103H150V102H149ZM154 103H155V102H154ZM214 103H215V102H214ZM0 104H1V103H0ZM64 104H65V103H64ZM69 104H70V103H69ZM81 104H82V103H81ZM91 104H92V103H91ZM91 104H90V105H91ZM96 104H97V102H96ZM107 104H108V103H107ZM109 104H110V103H109ZM109 104H108V105H109ZM123 104H124V103H123ZM155 104H156V103H155ZM157 104H158V102H157ZM165 104H166V103H165ZM165 104H164V106H165ZM169 104L171 105V102H170ZM174 104H175V102L173 103V108H172V109H174ZM215 104H217V102H216ZM12 105H13V104H12ZM75 105H76V104H75ZM77 105H78V104H77ZM84 105H85V104H84ZM87 105H88V104H87ZM102 105H103V104H102ZM112 105H113V104H112ZM112 105H111V106H112ZM130 105H131V104H130ZM152 105H153V104H152ZM162 105H163V104H162ZM166 105H168V104H166ZM170 105H169V106H170ZM180 105H181V104H180ZM6 106H8V104H6ZM62 106H63V105H62ZM67 106H68V105H67ZM85 106H86V105H85ZM85 106H84V107H85ZM91 106H93V105H91ZM91 106H90V107H91ZM97 106H98V105H97ZM105 106H107V105H105ZM109 106H110V105H109ZM126 106H128V105H126ZM133 106H134V105H133ZM153 106H154V105H153ZM164 106H163V107H164ZM177 106H178V105H177ZM177 106H176L175 108H177ZM182 106H184V104H182ZM17 107H18V106H17ZM19 107H20V106H19ZM68 107H69V106H68ZM79 107H80V106H79ZM79 107H78V109H79ZM81 107H82V106H81ZM87 107H88V106H87ZM107 107H108V106H107ZM129 107H130V106H129ZM158 107H159V106H158ZM180 107H181V106H180ZM185 107H186V106H185ZM185 107H183V108H185ZM3 108H4V107H3ZM12 108H14V107H12ZM61 108H63V107H61ZM64 108H65V107H64ZM72 108H73V107H72ZM72 108H71V109H72ZM85 108H86V107H85ZM94 108H95V107H94ZM94 108H93V110H94ZM97 108H98V107H97ZM102 108H103V107H102ZM102 108H101V109H102ZM122 108H123V107H122ZM178 108H179V107H178ZM178 108H177V109H178ZM10 109H11V108H10ZM57 109H58V108H57ZM57 109H56V111H57ZM83 109H84V108H83ZM87 109L90 110V108H87ZM87 109H85V110H87ZM116 109H117V106H116ZM157 109H158V108H157ZM157 109H156V110H157ZM161 109H162V108H161ZM168 109H169V108H168ZM177 109H175V110H177ZM179 109H182V108H179ZM179 109H178V110H179ZM0 110H1V109H0ZM80 110H81V109H80ZM80 110H79V111H80ZM85 110H84V111H85ZM93 110H92V111H93ZM96 110H97V109H96ZM106 110H107V109H106ZM106 110H105V112H106ZM156 110H155V111H156ZM170 110H171V109H170ZM183 110H184V109H183ZM4 111H6V110H4ZM7 111H8V110H7ZM10 111H11V110H10ZM54 111H55V110H54ZM112 111H114V110L111 109L110 112H112ZM161 111H163V110H161ZM80 112H83V110L80 111ZM80 112H79V115L81 114ZM101 112H102V111H101ZM47 113H48V112H47ZM52 113H54V112H52ZM106 113H107V112H106ZM155 113H156V112H155ZM4 114H5V113H4ZM7 114H8V112H7ZM54 114H55V113H54ZM58 114H60V113L58 112ZM76 114H77V113H76ZM102 114H103V113H102ZM107 114H108V117H109V114H110V113H107ZM115 114H116V113H115ZM115 114H114V115H115ZM159 114H160V113H159ZM47 115H48V114H47ZM50 115H51V114H50ZM50 115H49V117H50ZM110 115H111V114H110ZM156 115H158V114H156ZM160 115H161V114H160ZM160 115H159V116H160ZM112 116H113V115H112ZM112 116H111V117H112ZM252 116H253V115H252ZM257 116H258V115H257ZM259 116H260V115H259ZM4 117H5V116H4ZM161 117H162V116H161ZM254 117H255V116H254ZM0 118H1V117H0ZM47 118H48V117H47ZM50 118H51V117H50ZM54 118H55V117H54ZM54 118H53V120H54ZM103 118H104V116H103ZM252 118H253V117H252ZM258 118H259V117H258ZM48 119H49V118H48ZM51 119H52V118H51ZM105 119H106V118H105ZM111 119H112V118H111ZM256 119H257V117H256ZM256 119H255V120H256ZM0 120H1V119H0ZM3 120H5V119L3 118ZM49 120H50V119H49ZM249 120H251V119H249ZM249 120H247V121H249ZM109 121H110V120H109ZM113 121H114V120H113ZM231 121H233V119H232ZM0 122H1V121H0ZM28 122H29V121H28ZM50 122H51V121H50ZM53 122H54V121H53ZM95 122H97V121H95ZM115 122H116V121H115ZM180 122H181V121H180ZM227 122H228V121H227ZM1 123H2V125H4V124H3L4 121L1 122ZM100 123H101V122H100ZM181 123H182V122H181ZM52 124H53V123H52ZM120 124H121V123H120ZM120 124H118L119 127H120ZM128 124H129V123H128ZM141 124H142V123H141ZM148 124H149V123H148ZM179 124H180V123H179ZM185 124H186V123H184V125H185ZM111 125H112V124H111ZM113 125H114V123H113ZM187 125H188V124H187ZM5 126H6V125H5ZM29 126H30V123H29ZM151 126H152V125H151ZM6 127H7V126H6ZM144 127H145V126H144ZM189 127H190V125H189ZM197 127H198V126H197ZM66 128H67V127H66ZM107 128H108V127H106L105 129H107ZM186 128H187V126H186ZM6 129H7V128H6ZM109 129H111V126H110ZM109 129H108V130H109ZM112 129H113V128H112ZM112 129H111V130H112ZM142 129H143V128H142ZM142 129H141V130H142ZM151 129H153V128H151ZM198 129H200V128H198ZM201 129H202V128H201ZM111 130H110V131H111ZM118 130H119V129H118ZM126 130H127V129H126ZM132 130H133V129H132ZM134 130H137V129H134ZM139 130H140V129H139ZM143 130H145V128H144ZM148 130H149V129H148ZM187 130H188V128H187ZM187 130H186V131H187ZM190 130H191V129H190ZM196 130H197V129H196ZM1 131H2V130H1ZM4 131H5V130H4ZM63 131H64V130H63ZM105 131H107V130H105ZM114 131H115V130H114ZM123 131H124V130H123ZM128 131H129V130H128ZM128 131H127V132H128ZM193 131H194V130H193ZM193 131H192V132H193ZM142 132H143V131H142ZM145 132H146V131H145ZM150 132H152V130H151ZM179 132H180V131H179ZM189 132H190V131H189ZM198 132H199V131H198ZM204 132H206V131H204ZM262 132H263V131H262ZM262 132H261V133H262ZM137 133H138V132H137ZM147 133H149V131H147ZM199 133H200V132H199ZM199 133H198V134H199ZM8 134H9V133H8ZM132 134H133V133H132ZM134 134H135V133H134ZM144 134H145V133H144ZM144 134H142V135H144ZM181 134H182V133H181ZM185 134H186V132H185ZM187 134H188V133H187ZM195 134H196V133H195ZM201 134H202V133H201ZM9 135H10V134H9ZM57 135H58V134H57ZM62 135H64V134H62ZM130 135H131V134H130ZM140 135H141V134H140ZM146 135H147V134H146ZM202 135H203V134H202ZM150 136H151V134L149 135V137H150ZM152 136H153V135H152ZM178 136H179V134H178ZM190 136H191V135H190ZM193 136H194V135H193ZM199 136H200V135H199ZM0 137H1V136H0ZM56 137H57V136H56ZM126 137H127V136H126ZM130 137H132V136H130ZM130 137H129V139H130ZM147 137H148V136H147ZM147 137H146V138H147ZM179 137H180V136H179ZM183 137H184V136H183ZM196 137H197V136H196ZM196 137H194V138H196ZM203 137H204V136H203ZM260 137H261V136H260ZM7 138H8V137H7ZM7 138H6V139H7ZM9 138H10V137H9ZM143 138H144V137H143ZM181 138H182V137H181ZM192 138H193V137H192ZM201 138H202V137H201ZM120 139H121V137H120ZM125 139H126V138H125ZM136 139H137V138H136ZM144 139H145V138H144ZM151 139H154V138H151ZM179 139H180V138H179ZM188 139H189V138H188ZM126 140H127V139H126ZM142 140H143V139H141V143H142ZM155 140H156V139H155ZM182 140H185V139H182ZM186 140H187V139H186ZM189 140H192V139H189ZM194 140H196V139H193V141H191V142H195ZM201 140H203V139H201ZM6 141H7V140H6ZM6 141H5V142H6ZM122 141H123V139H122ZM122 141H121V142H122ZM129 141H130V140H129ZM187 141H188V140H187ZM187 141H186V142H187ZM198 141H199V140H198ZM258 141H259V140H258ZM0 142H1V141H0ZM114 142H115V141H114ZM114 142H113V144H114ZM118 142H119V141H118ZM135 142H136V141H135ZM139 142H140V139H139ZM149 142H150V141H149ZM154 142H155V141H154ZM184 142H185V141H184ZM189 142H190V141H188V143H189ZM191 142H190V143H191ZM256 142H257V141H256ZM1 143H2V142H1ZM9 143H10V142H9ZM34 143H35V142H34ZM129 143H130V142H129ZM129 143H128V144H129ZM144 143H145V142H144ZM150 143H151V142H150ZM150 143H148V144H150ZM195 143H196V142H195ZM11 144H12V143H11ZM43 144H44V143H43ZM115 144H116V143H115ZM122 144H123V143H122ZM126 144H127V143H126ZM146 144H147V142H146ZM196 144H197V143H196ZM196 144H195V145H196ZM7 145H8V143H7ZM37 145H38V144H37ZM139 145H140V144H139ZM143 145L146 146L145 144H142L140 147H144ZM200 145H201V144H200ZM259 145H260V144H259ZM259 145H258V146H259ZM1 146H3V145H1ZM8 146H9V145H8ZM33 146H34V145H33ZM112 146H113V145H112ZM118 146H120V145H118ZM123 146H125V144H124ZM128 146H129V145H128ZM148 146H149V145H147V147H148ZM151 146H152V145H151ZM155 146H156V145H155ZM197 146H198V145H197ZM31 147H32V146H31ZM126 147H127V146H126ZM140 147H139V148H140ZM198 147H199V146H198ZM112 148H113V147H112ZM120 148H121V147H120ZM131 148H132V147H131ZM134 148H135V147H134ZM137 148H138V145H137ZM153 148H154V146H153ZM186 148H188V147H186ZM195 148H196V146H195ZM200 148H201V146H200ZM200 148H198V149L201 151ZM202 148H203V147H202ZM259 148H260V147H259ZM0 149L2 150L3 148H0ZM118 149H119V148H118ZM124 149H125V148H124ZM126 149H127V148H126ZM147 149H148V148H147ZM149 149H150V148H149ZM154 149H155V148H154ZM154 149H153L152 151H154ZM156 149H157V148H156ZM156 149H155V150H156ZM183 149H184V148H183ZM260 149H261V148H260ZM6 150H7V149H6ZM115 150H116V149H115ZM127 150H128V149H127ZM132 150H133V149H132ZM140 150H141V149H140ZM144 150H145V149H144ZM196 150H197V149H196ZM205 150H206V149H205ZM122 151H123V150H122ZM122 151H121V152H122ZM136 151H138V150H136ZM168 151L170 152V150H168ZM181 151H183V150H181ZM197 151H198V150H197ZM83 152H84V151H83ZM113 152H114V151H113ZM124 152H125V150H124ZM124 152H122V153H124ZM126 152H127V153H128V152L131 153V151H126ZM134 152H135V151H134ZM139 152H140V151H139ZM143 152H144V151H143ZM147 152H148V151H146L145 154H146ZM155 152H156V151H155ZM173 152H174V151H173ZM175 152H176V151H175ZM178 152H179V151H178ZM178 152H176V153H178ZM186 152H187V151H186ZM259 152H260V151H259ZM22 153H24V152L22 151ZM135 153H136V152H135ZM141 153H142V152H141ZM152 153H154V152H152ZM181 153H182V152H180V154H181ZM187 153H188V152H187ZM263 153H264V151L261 152V154H263ZM81 154L83 155L82 152H81ZM86 154H87V153H86ZM124 154H125V153H124ZM138 154H139V153H138ZM149 154H150V153H149ZM171 154H175V153H171ZM180 154H179V155H180ZM250 154H251V153H250ZM255 154L257 155V153H255ZM255 154H254V155H255ZM77 155H78V154H77ZM84 155H85V154H84ZM88 155H90V154H88ZM88 155H86V156H88ZM129 155H131V154H129ZM143 155H144V154H143ZM192 155H193V154H192ZM251 155H252V154H251ZM91 156H92V155H91ZM111 156H112V155H111ZM114 156H115V155H114ZM118 156H120L119 153H118ZM138 156H139V155H138ZM138 156H137V157L135 156V157L138 158ZM147 156H148V155H147ZM149 156H150V155H149ZM151 156H152V155H151ZM189 156H190V155H189ZM261 156H262V155H260V157H261ZM263 156H264V155H263ZM28 157H29V156H28ZM80 157H81V156H80ZM82 157H83V156H82ZM129 157H130V156H129ZM142 157H143V156H142ZM177 157H179V156L177 155ZM184 157H185V156H184ZM257 157H258V156H257ZM31 158H32V157H31ZM75 158H76V156H75ZM84 158H85V157H84ZM84 158H83V159H84ZM90 158H91V157H90ZM111 158H112V157H111ZM117 158H118V157H117ZM127 158H128V157H127ZM127 158H126V159H127ZM144 158H145V157H144ZM187 158H188V157H187ZM261 158H262V157H261ZM86 159H88V157H86ZM86 159H85V160H86ZM114 159H116V157H115ZM132 159H133V158H132ZM145 159H146V158H145ZM148 159H150V158L148 157ZM148 159H146V160H148ZM253 159H254V158H253ZM255 159H256V157H255ZM71 160H72V159H71ZM73 160H74V159H73ZM73 160H72V161H73ZM88 160H89V159H88ZM90 160H92V159H90ZM124 160H125V159H124ZM129 160H130V159H129ZM138 160L140 161V159H138ZM143 160H144V159H143ZM150 160H151V159H150ZM188 160H189V158H188ZM246 160H247V159H246ZM63 161H64V160H63ZM82 161H84V160H82ZM116 161H117V159H116ZM120 161H121V159H120ZM120 161H118V162H120ZM130 161H131V160H130ZM130 161H129V162H130ZM144 161H145V160H144ZM148 161H149V160H148ZM164 161H165V160H164ZM184 161H185V160H184ZM259 161H260V160H259ZM25 162H26V161H25ZM28 162L30 163L31 161L28 160ZM34 162H35V161H34ZM87 162H88V161H87ZM90 162H91V161H90ZM118 162H117V164H118ZM121 162H123V161H121ZM131 162H132V161H131ZM134 162H135V161H134ZM154 162H155V161H154ZM165 162H167V161H165ZM187 162H188V161H187ZM245 162H246V161H245ZM249 162H251V161H249ZM249 162H248V164H249ZM254 162H255V161H254ZM26 163H27V162H26ZM26 163H25V164H26ZM64 163H65V162H64ZM67 163H68V162H67ZM82 163H83V162H82ZM126 163H127V162H126ZM132 163H133V162H132ZM132 163H131V164H132ZM136 163L138 164L139 162H136ZM141 163H142V162H141ZM141 163H140V164H141ZM145 163H146V162H145ZM145 163H144V164H145ZM148 163H149V162H148ZM148 163H147V164H148ZM156 163H157V162H156ZM169 163H170V162H169ZM180 163H181V162H180ZM180 163H179V164H180ZM251 163H252V162H251ZM257 163H258V162H257ZM32 164H33V162H32ZM74 164H75V163H74ZM80 164H81V162H80ZM85 164H86V163H85ZM88 164H89V163H88ZM140 164H139V165H140ZM144 164H143V165H144ZM153 164H155V163H153ZM164 164H165V163H164ZM175 164H176V163H175ZM183 164H184V162H183ZM253 164H254V163H253ZM28 165H29V164H28ZM69 165H70V164H69ZM109 165H110V164H109ZM111 165H112V164H111ZM119 165H120V164H119ZM121 165H122V164H121ZM132 165H133V164H132ZM158 165H159V164H158ZM160 165H161V164H160ZM162 165H163V164H162ZM166 165H167V164H166ZM190 165H192V164H190ZM256 165H257V164H256ZM67 166H68V165H67ZM112 166H113V165H112ZM122 166H123V165H122ZM124 166H125V165H124ZM128 166H129V164H128ZM128 166H127V167H128ZM133 166H134V165H133ZM145 166H146V165H145ZM167 166H168V165H167ZM184 166L186 167V165H184ZM248 166H249V165H248ZM251 166H252V165H251ZM254 166H255V164H254ZM254 166H253V167H254ZM30 167H31V166H30ZM32 167H33V166H32ZM35 167H36V165H35ZM107 167H109V166H107ZM113 167H114V166H113ZM119 167H120V166H119ZM127 167H126V169H127ZM129 167H131V166H129ZM129 167H128V170H129ZM134 167H135V166H134ZM134 167H133V169H134ZM140 167H141V166H140ZM146 167H147V166H146ZM153 167H154V166H153ZM169 167H170V166H169ZM171 167H172V164H171ZM182 167H183V165H182ZM191 167H192V166H191ZM249 167H250V166H249ZM255 167H257V166H255ZM28 168H29V167H28ZM89 168H90V167H89ZM155 168H156V167H155ZM164 168H165V167H164ZM259 168H260V167H259ZM30 169H31V168H30ZM35 169H36V168H35ZM35 169H34V171H35ZM39 169H40V168H39ZM42 169H43V168H42ZM58 169H59V168H58ZM105 169H106V168H105ZM114 169H115V167H114ZM118 169H119V168H118ZM137 169L139 170V168H137ZM137 169H136V170H137ZM143 169L145 170V168H143ZM159 169H161V167H159ZM166 169H167V168H166ZM188 169L190 170V168H188ZM193 169H194V168H193ZM31 170H32V169H31ZM31 170H30V171H31ZM102 170H103V169H102ZM131 170H132V169H131ZM144 170H143V171H144ZM146 170H147V169H146ZM149 170L151 171L152 169H149ZM39 171H40V170H39ZM44 171H45V170H44ZM47 171H48V170H47ZM61 171H62V170H61ZM82 171H83V170H82ZM87 171H88V169H87ZM89 171H90V170H89ZM89 171H88V172H89ZM113 171H114V170H113ZM122 171H123V170H122ZM122 171H121V172H122ZM126 171H127V170H126ZM139 171H140V170H139ZM143 171H142V172H143ZM154 171H156V170H154ZM162 171H163V170H162ZM180 171H182V170H180ZM183 171L185 172V169H184ZM190 171H191V170H190ZM247 171H248V170H247ZM262 171H263V170H262ZM32 172H33V170H32ZM32 172H31V173H32ZM79 172H80V174H81V171H79ZM114 172H115V171H114ZM137 172H138V171H137ZM187 172H188V170H187ZM192 172L194 173V171H192ZM258 172H259V171H258ZM33 173H34V172H33ZM36 173H37V172H36ZM77 173H78V172H77ZM144 173H146V171H144ZM144 173H141V175L144 174ZM157 173H158V171H157ZM179 173H180V172H179ZM189 173H190V172H189ZM75 174H76V173H75ZM87 174H88V173H87ZM91 174H92V173H91ZM121 174H122V173H121ZM123 174H124V173H123ZM131 174H132V173H130L129 175H131ZM148 174H149V173H148ZM152 174H154V173H152ZM161 174L163 175L162 172H161ZM182 174H184V173H182ZM187 174H188V173H187ZM196 174H197V172H196ZM32 175H33V174H32ZM76 175H77V174H76ZM108 175H109V173H108ZM110 175H112V173H111ZM132 175H133V174H132ZM132 175H131V176H132ZM136 175H137V176H138V175L140 176V174H136ZM178 175H179V174H178ZM193 175H194V174H193ZM121 176H122V175H121ZM124 176H125V175H124ZM124 176H123L122 178H124ZM134 176H135V172H134ZM137 176H135V177H137ZM156 176H159V175L156 174ZM167 176L169 177V175H167ZM176 176H177V175H176ZM181 176H182V175H181ZM81 177H82V176H81ZM107 177H108V176H107ZM145 177H147V175H146ZM152 177H153V175H152ZM160 177H161V176H160ZM174 177H175V176H174ZM190 177H191V175H190ZM17 178H19V177H17ZM113 178H114V177H113ZM125 178H126V177H125ZM128 178H129V177H128ZM158 178H159V177H158ZM158 178H157V179H158ZM171 178H172V177H171ZM180 178H181V177H180ZM180 178H179V179H180ZM184 178H185V177H184ZM187 178H188V176L186 177V179H187ZM15 179H16V178H15ZM109 179H110V177H109ZM119 179H120V178H119ZM119 179H118V180H119ZM130 179H131V180H134V179L136 180L137 178H134V177L132 176V178H130ZM130 179H129V180H130ZM143 179H144V178H143ZM147 179H148V178H147ZM149 179H150V177H149ZM151 179H152V178H151ZM154 179H155V178H154ZM154 179H152V180H154ZM16 180H17V179H16ZM123 180H124V179H123ZM127 180H128V179H127ZM139 180H140V179H139ZM159 180H160V179H159ZM164 180H166V179H164ZM169 180H170V179H169ZM174 180H175V179H174ZM174 180H173V181H174ZM188 180H189V179H188ZM188 180H187V181H188ZM93 181H94V180H93ZM102 181H103V180H102ZM125 181H126V180H125ZM136 181H137V180H136ZM136 181H135V182H136ZM141 181H142V180H141ZM89 182H90V181H89ZM105 182H108V181L105 180ZM120 182H122V181H120ZM120 182H119V183H120ZM132 182H133V181H132ZM135 182H134V183H135ZM139 182H140V181H139ZM143 182H144V181H143ZM145 182H146V181H145ZM152 182H153V181H152ZM155 182H161V181H155ZM164 182H165V181H164ZM167 182H169V181H167ZM175 182H176V181H175ZM76 183H77V182H76ZM82 183H84V182H82ZM91 183H92V182H91ZM109 183H112V181H111V182L109 181ZM127 183H128V182H127ZM127 183H126V185H127V187H128V184H127ZM137 183H138V182H137ZM147 183H148V182H147ZM147 183H146V184H147ZM149 183H150V182H149ZM171 183L173 184V182H171ZM8 184H10V183H8ZM95 184H96V183H95ZM141 184H143V183H141ZM156 184H157V183H156ZM161 184H162V183H161ZM164 184L166 185V182H165ZM73 185H74V184H73ZM82 185H83V184H82ZM82 185H81V186H82ZM107 185H109V184H107ZM114 185H115V184H114ZM116 185H117V183H116ZM122 185H123V182H122ZM122 185H121V187H122ZM124 185H125V183H124ZM129 185H130V183H129ZM131 185H133V184H131ZM134 185H136V184H134ZM153 185H154V184H153ZM6 186H7V184H6ZM11 186H12V185H11ZM78 186H79V185H78ZM78 186H77V187H78ZM81 186H80V187H81ZM100 186H101V185H100ZM104 186H105V185H104ZM110 186H111V185H110ZM143 186H144V185H143ZM147 186H148V185H147ZM151 186H152V185H151ZM154 186H155V185H154ZM156 186H157V185H156ZM156 186H155V187H156ZM168 186H169V185H168ZM16 187H17V186H15V188H16ZM18 187H19V186H18ZM74 187H75V186H74ZM93 187H94V186H93ZM106 187H107V186H106ZM112 187H113V186H112ZM115 187H117V186H115ZM123 187H124V186H123ZM125 187H126V186H125ZM127 187H126V188H127ZM149 187H150V186H149ZM165 187H166V186H165ZM171 187H172V186H171ZM7 188H8V187H7ZM20 188H21V187H20ZM78 188H79V187H78ZM82 188H83V187H82ZM87 188H88V187H87ZM90 188H91V187H90ZM102 188H103V187H102ZM118 188H119V187H118ZM129 188H130V187H129ZM135 188H136V187H135ZM157 188H158V187H157ZM159 188H160V187H159ZM161 188H162V187H161ZM161 188H160V189H161ZM169 188H170V187H169ZM84 189H85V188H84ZM84 189H83V190H84ZM100 189H101V188H100ZM105 189H106V188H105ZM116 189H117V188H116ZM116 189H115V190H116ZM127 189H128V188H127ZM131 189H132V188H131ZM142 189H143V187H142ZM163 189H164V188H163ZM16 190H17V189H16ZM18 190H19V189H18ZM86 190H88V189H86ZM97 190H98V189H97ZM107 190H108V189H106V192H107ZM137 190H138V188H137ZM164 190H166V189H164ZM167 190H168V189H167ZM10 191H11V188H10ZM77 191H78V190H77ZM88 191H89V190H88ZM92 191H93V190H92ZM98 191H99V190H98ZM110 191H111V189H110ZM118 191H119V190H118ZM118 191H117V192H118ZM128 191H129V190H128ZM135 191H136V190H135ZM150 191H151V190H150ZM162 191H163V190H162ZM15 192H17V191H15ZM18 192H19V191H18ZM82 192H83V191H82ZM89 192H90V191H89ZM121 192H122V191H121ZM123 192H124V191H123ZM125 192H126V190H125ZM131 192H133V190H132ZM136 192H137V191H136ZM157 192H158V191H157ZM11 193H12V192H11ZM19 193H20V192H19ZM72 193H74V192H72ZM85 193H86V192H85ZM87 193H88V192H87ZM100 193H101V191H100ZM102 193H103V192H102ZM111 193H112V192H111ZM133 193H134V192H133ZM160 193H161V192H160ZM163 193H164V192H163ZM80 194H81V193H80ZM97 194H98V192H97ZM115 194H116V193H115ZM120 194L123 195L122 193H120ZM129 194H130V193H129ZM136 194H137V193H136ZM154 194H155V193L153 192V195H154ZM21 195H22V194H21ZM77 195H78V194H77ZM125 195H126V194H125ZM125 195H124V196H125ZM134 195H135V193H134ZM149 195H150V194H149ZM156 195H157V193H156ZM158 195H160V194H158ZM164 195H165V193H164ZM12 196H15V195H12ZM81 196H82V195H81ZM91 196H92V195H91ZM91 196H89V197H91ZM104 196H106L105 193H104ZM104 196H103V197H104ZM119 196H120V195H119ZM124 196H123V197H124ZM127 196H128V195H127ZM130 196H131V195H129V198H130V200H131L132 196H131V197H130ZM162 196H163V195H162ZM112 197L114 198V196H112ZM133 197H135V196H133ZM137 197H138V196H137ZM150 197H151V196H150ZM157 197H158V196H157ZM78 198H79V197H78ZM84 198H85V197H84ZM105 198H106V197H105ZM107 198H108V197H107ZM109 198H110V197H109ZM116 198H117V196H116ZM121 198H122V197H121ZM139 198H140V197H139ZM151 198H152V197H151ZM154 198H155V197H154ZM13 199H15V197H14ZM16 199H17V198H16ZM16 199H15V200H16ZM19 199H20V198H19ZM73 199H74V198H73ZM126 199H127V198H126ZM149 199H150V198H149ZM157 199H158V198H157ZM23 200H24V199H23ZM69 200H70V199H69ZM79 200H80V199H79ZM89 200H90V199H89ZM92 200H93V199H92ZM105 200H106V199H105ZM105 200H104V201H105ZM107 200H108V199H107ZM114 200H115V199H114ZM114 200H113V201H114ZM118 200H120V199H118ZM123 200H124V199H123ZM140 200H141V199H140ZM140 200H139V201H140ZM152 200H153V199H152ZM152 200H151V201H152ZM16 201H18V199H17ZM19 201H20V200H19ZM84 201H85V200H84ZM94 201H95V200H94ZM115 201H116V200H115ZM126 201H127V200H126ZM135 201H136V200H135ZM143 201H145V200H143ZM80 202H81V201H80ZM89 202H90V201H89ZM108 202H109V201H108ZM108 202H107V203H108ZM127 202H129V201H127ZM127 202H126V203H127ZM82 203H83V202H82ZM86 203H87V202H86ZM91 203H92V202H91ZM101 203H102V202H101ZM107 203H106V204H107ZM109 203H110V202H109ZM114 203H115V202H114ZM116 203H117V202H116ZM121 203H122V202H121ZM143 203H144V202H143ZM148 203H149V200H148ZM94 204H95V203H94ZM94 204H93V205H94ZM104 204H105V203H104ZM117 204H118V203H117ZM132 204H133V203H132ZM139 204H140V203H139ZM139 204H138V205H139ZM146 204H147V203H146ZM80 205H81V204H80ZM101 205H102V204H101ZM123 205H124V204H123ZM126 205H127V204H126ZM142 205H144V204H142ZM142 205H141V206H142ZM151 205L153 206L154 204H151ZM12 206H13V205H12ZM19 206H20V205H19ZM82 206H83V205H82ZM105 206H106V205H105ZM108 206H109V204H108ZM117 206H118V205H117ZM124 206H125V205H124ZM131 206H132V205H131ZM134 206L136 207V205H134ZM144 206H145V205H144ZM148 206H149V205H148ZM148 206H146V207L148 208ZM21 207H22V205H21ZM90 207H92V205H91ZM127 207H128V206H127ZM139 207H140V206H139ZM170 207H171V205H170ZM10 208H13V207H10ZM14 208H15V207H14ZM14 208H13V209H14ZM17 208H18V207H17ZM93 208H94V207H93ZM101 208H102V207H101ZM101 208H100V209H101ZM107 208L109 209V207H107ZM120 208H124V207H123V206L118 207L119 210H120ZM125 208H126V207H125ZM131 208H132V207H131ZM153 208H154V207H153ZM153 208H152V209H153ZM161 208H162V207H161ZM163 208H164V207H163ZM168 208H169V207H168ZM168 208H167V209H168ZM174 208H175V205H174ZM177 208H178V206H177ZM0 209H1V208H0ZM15 209H16V208H15ZM85 209H86V208H85ZM91 209H92V208H91ZM104 209H106V208H104ZM118 209H117V210H118ZM129 209H130V208H129ZM129 209H128V211H129ZM132 209H133V208H132ZM135 209H136V208H135ZM135 209H134V210H135ZM158 209H159V208H158ZM169 209H170V208H169ZM178 209H179V208H178ZM19 210H20V209H19ZM21 210H22V209H21ZM24 210H25V208H24ZM94 210H95V208H94ZM117 210H114V213H115V214H116L115 211H117ZM119 210H118V211H119ZM121 210H122V209H121ZM123 210H125V209H123ZM123 210H122V211H123ZM147 210H150V209L148 208ZM153 210H154V209H153ZM153 210H152V211H153ZM164 210L166 211V209H164ZM171 210H172V209H171ZM175 210H176V209H175ZM175 210H174V211H175ZM183 210H184V209H183ZM183 210H182V211H183ZM260 210H261V209H260ZM263 210H264V209H263ZM1 211H2V209H1ZM1 211H0V212H1ZM3 211H4V210H3ZM12 211H13V210H12ZM103 211H104V210H103ZM110 211H111V210H110ZM131 211H132V210H131ZM136 211H137V210H136ZM138 211H139V210H138ZM142 211H143V208H142L141 212H142ZM168 211L170 212V210H168ZM172 211H173V210H172ZM180 211H181V210H180ZM180 211H179V213H178V212H176V213L180 214ZM9 212H11V211H9ZM22 212H23V211H22ZM108 212H109V211H108ZM133 212H134V211H133ZM143 212H144V211H143ZM158 212H159V211H158ZM160 212H161V210H160ZM263 212H264V211H263ZM2 213H3V212H2ZM12 213H13V212H12ZM25 213H26V212H25ZM27 213H28V211H27ZM43 213L45 214L44 211H43ZM105 213H106V210H105ZM110 213H111V212H110ZM110 213H109V216L111 215ZM118 213H120V212H117V214H118ZM126 213H127V217H128V213H129V212H127V210H126ZM139 213H140V212H139ZM139 213L136 214V215H139ZM149 213H150V212H149ZM156 213H157V211H156ZM156 213H155V215H157ZM165 213H166V212H165ZM174 213H175V212H174ZM176 213H175V215H174L173 217H177V216H176ZM184 213H186V212L184 211ZM6 214H7V213H6ZM6 214H5V215H6ZM14 214H15V213H14ZM14 214H13V215H14ZM96 214H97V213H96ZM96 214H95V215H96ZM122 214H123V212H122ZM131 214L133 215V213H131ZM146 214H148V212H147ZM150 214L152 215L153 213L151 212ZM171 214H172V213H171ZM13 215H12V216H13ZM15 215H16V214H15ZM19 215H20V214H19ZM28 215H30V214H28ZM39 215H40V214H39ZM41 215H42V214H41ZM48 215H49V214H48ZM106 215H107V214L104 215L103 213L98 212V216H99L100 222L103 221V223H104V221H106V218H107V217H105ZM123 215H124V214H123ZM136 215H135V216H136ZM141 215L143 216V213H142ZM155 215H154V216H155ZM166 215H170V213H169V214H166ZM181 215H182V212H181ZM185 215H186V214H185ZM263 215H264V214H263ZM2 216H4V215H2ZM9 216H10V214H9ZM16 216H17V215H16ZM30 216H31V215H30ZM100 216H101V217H100ZM129 216H130V215H129ZM144 216H145V215H144ZM157 216H158V215H157ZM170 216H171V215H170ZM170 216H169V217H170ZM7 217H8V216H7ZM7 217H6V218H7ZM25 217H26V215H25ZM40 217H41V216H40ZM49 217H50V216H49ZM96 217H97V216H96ZM112 217H113V216H112ZM117 217H118V216H117ZM120 217H121V215H120ZM152 217H153V215H152ZM166 217H167V216H166ZM182 217H183V216H182ZM14 218H15V217H14ZM16 218H17V217H16ZM20 218H21V217H20ZM28 218H29V217H28ZM42 218H43V216H42ZM54 218H55V217H54ZM109 218H111V217H109ZM122 218H123V217H122ZM122 218H121V219H122ZM135 218L137 219V216H136ZM139 218H140V217H139ZM145 218H147V217H145ZM148 218H149V216H148ZM154 218H155V217H154ZM154 218H153V219H154ZM157 218H158V217H157ZM160 218H161V216H160ZM185 218H186V217H185ZM189 218H191V217H189ZM0 219H3V218L0 217ZM7 219H10V218H7ZM7 219H6V220H7ZM29 219H30V218H29ZM31 219H32V218H31ZM31 219H30V220H31ZM115 219H116V218H115ZM125 219H126V218H125ZM125 219H124V220H125ZM132 219H133V217H132ZM136 219H134V220H136ZM151 219H152V218H151ZM151 219H150V220H151ZM176 219H177V218H176ZM183 219H184V218H183ZM12 220H13V219H12ZM18 220H19V219H18ZM26 220H27V218H26ZM26 220H25V221H26ZM43 220H44V218H43ZM58 220H59V219H58ZM95 220H96V218H95ZM116 220H117V219H116ZM119 220H120V219H119ZM128 220H129V219H128ZM128 220H127V221H128ZM142 220H144V219H142ZM154 220H155V219H154ZM158 220H159V219H158ZM173 220H174V219H173ZM178 220H180V219H178ZM188 220H189V219H187V221H188ZM195 220H196V219H195ZM201 220H202V219H201ZM201 220H200V221H201ZM204 220H205V219H204ZM9 221H10V220H9ZM108 221H110V220H108ZM108 221H107V222H108ZM122 221H123V220H122ZM140 221H141V219H140ZM140 221H139V222H140ZM145 221H147V220H145ZM180 221H181V220H180ZM190 221H191V220H190ZM196 221H197V220H196ZM1 222H2V221H1ZM1 222H0V223H1ZM10 222H11V221H10ZM10 222H7V224L10 223ZM19 222H20V220H19ZM43 222H44V221H43ZM43 222H42V223H43ZM45 222H46V221H45ZM51 222H52V221H51ZM58 222H59V221H58ZM58 222H57V224H58ZM130 222H131V220H130ZM132 222H133V220H132ZM137 222H138V221H137ZM152 222H153V221H152ZM155 222H156V221H155ZM155 222H153V223H155ZM157 222H159V221H157ZM183 222H184V221H183ZM191 222H192V221H191ZM194 222H195V221H194ZM4 223H5V222H4ZM4 223L2 222V224H4ZM13 223H14V222H13ZM20 223H21V222H20ZM22 223H23V222H22ZM55 223H56V222H55ZM108 223H109V222H108ZM117 223H118V221H117ZM119 223H120V222H119ZM127 223H128V222H125V224H127ZM135 223H136V222H135ZM150 223H151V222H150ZM159 223H161V222H159ZM179 223H180V222H179ZM5 224H6V223H5ZM7 224H6V225H7ZM11 224H12V223H11ZM15 224H17V223H15ZM27 224H28V223H27ZM57 224H56V225H57ZM91 224H92V223H91ZM99 224H100V223H99ZM104 224H105V223H104ZM114 224H116V223H114ZM147 224H148V222H147ZM147 224H146V225H147ZM155 224H156V223H155ZM155 224H154V225H155ZM163 224H164V223H163ZM187 224H188V223H187ZM22 225H23V224H22ZM37 225H38V224H37ZM61 225H62V224H61ZM102 225H103V224H102ZM111 225H112V224H111ZM118 225H119V224H118ZM132 225H133V224H132ZM143 225H144V224H143ZM156 225L158 226V224H156ZM156 225H155V226H156ZM14 226H15V225H14ZM20 226H21V225H20ZM23 226H24V225H23ZM34 226H35V225H34ZM58 226H59V225H58ZM74 226H75V225H74ZM78 226H79V225H78ZM92 226H93V225H92ZM97 226H98V225H97ZM108 226H109V225H108ZM114 226H115V225H114ZM127 226H128V225H127ZM130 226H131V225H130ZM130 226H129V227H130ZM147 226H149V224H148ZM152 226H153V225H152ZM219 226H220V225H219ZM221 226H222V224H221ZM221 226H220V228L223 227V226H222V227H221ZM6 227H7V226H6ZM18 227H19V226H18ZM59 227H60V226H59ZM75 227H76V226H75ZM99 227H100V226H99ZM109 227H110V226H109ZM119 227H120V226H119ZM123 227H125V226H123ZM123 227H121V228H123ZM129 227H128V228H129ZM143 227H144V226H143ZM143 227H142V228H143ZM153 227H154V226H153ZM153 227L150 226V228H153ZM158 227H159V226H158ZM160 227H161V225H160ZM13 228H14V227H13ZM13 228H12V229H13ZM30 228H31V227H30ZM32 228H33V227H32ZM43 228H44V227H43ZM47 228H48V227H47ZM52 228H53V227H52ZM54 228H55V227H54ZM115 228H116V226H115ZM115 228H112V230L115 229ZM139 228L141 229V227H139ZM146 228H147V227H146ZM146 228H145V229H146ZM150 228H149V229L147 228V231L150 230ZM161 228H162V227H161ZM223 228H224V227H223ZM223 228H222V229H223ZM1 229H2V227H1ZM17 229H18V228H17ZM35 229H37V228H35ZM126 229H127V227H126ZM131 229L133 230V227H131ZM140 229H139V230H140ZM143 229H144V228H143ZM145 229L143 230L144 232H145ZM153 229H154V228H153ZM165 229H166V228H165ZM165 229H164V230H165ZM245 229H246V227H245ZM10 230H11V228H10ZM14 230H15V229H14ZM14 230H13V231H14ZM107 230H108V228H107ZM119 230H120V229H119ZM121 230H122V229H121ZM151 230H152V229H151ZM156 230H157V228H156ZM159 230H160V229H159ZM164 230H162V231H164ZM169 230H170V229H169ZM2 231H3V230H2ZM7 231H8V230H7ZM17 231H18V230H17ZM17 231H16V232H17ZM29 231H30V230H29ZM31 231H32V230H31ZM48 231H49V230H48ZM101 231H102V230H101ZM104 231L106 232V230H104ZM110 231H111V230H110ZM124 231H125V230H123V232H124ZM130 231H131V230L129 229V233H130ZM134 231H138V228H137V230H134ZM165 231L167 232V230H165ZM170 231H171V230H170ZM170 231H169V232H170ZM174 231H175V229H174ZM16 232H15V233H16ZM108 232H109V231H108ZM114 232H115V231H114ZM116 232H117V231H116ZM132 232H133V231H132ZM152 232H153V231H152ZM155 232H156V231H155ZM157 232H158V231H157ZM157 232H156V233H157ZM159 232H160V231H159ZM3 233H4V232H3ZM10 233H13V232L10 231L9 234H10ZM18 233H19V231H18ZM18 233H16V234H18ZM49 233H50V232H49ZM109 233H110V232H109ZM119 233H120V232H119ZM121 233H122V232H121ZM138 233H141V232H138ZM147 233H149V231H148ZM172 233H173V231H172ZM176 233H177V232H176ZM9 234H8V235H9ZM113 234H115V233H113ZM116 234H117V233H116ZM143 234H144V233H143ZM149 234H150V233H149ZM152 234H153V233H152ZM154 234H155V233H154ZM158 234H159V233H158ZM165 234H167V233H165ZM165 234H164V235H165ZM0 235H1V234H0ZM8 235H7V236H8ZM14 235H15V234H14ZM44 235H46V234L44 233ZM47 235H50V234H47ZM61 235H62V233H61ZM124 235H125V234H124ZM124 235H122V236L120 235V236L123 237ZM128 235H129V234H128ZM162 235H163V234H162ZM172 235H173V234H171L170 236H172ZM176 235H177V234H176ZM18 236H19V235H18ZM55 236H57V235H55ZM105 236H106V235H105ZM116 236H117V235H116ZM135 236H136V233H135ZM139 236H140V235H139ZM141 236L143 237V235H141ZM149 236H150V235H149ZM155 236H156V235H155ZM157 236H158V235H157ZM168 236H169V235H168ZM2 237H3V236H2ZM14 237H15V236H14ZM14 237H13V238H14ZM57 237H58V236H57ZM57 237H56V238H57ZM62 237H63V236H62ZM111 237H112V236H111ZM121 237H120V238H121ZM127 237H128V236H127ZM145 237H146V236H145ZM147 237H148V236H147ZM5 238H6V237H5ZM11 238H12V237H11ZM15 238H16V237H15ZM41 238H42V237H41ZM48 238H51V237H48ZM48 238H47V239H48ZM66 238H67V237H66ZM114 238H115V237H114ZM124 238H125V236H124ZM129 238H130V237H129ZM129 238H128V239H129ZM153 238H154V237H153ZM163 238H164V236H163ZM165 238H166V236H165ZM165 238H164V240H165ZM248 238H249V237H248ZM2 239H3V238H2ZM43 239H44V236H43ZM43 239H41V240H43ZM45 239H46V238H45ZM69 239H70V238H69ZM111 239H112V238H111ZM115 239H117V237H116ZM137 239H138V237H137ZM148 239H149V238H148ZM158 239H159V238H158ZM171 239H172V238H171ZM0 240H1V239H0ZM3 240H4V239H3ZM6 240H7V239H6ZM6 240H5V241H6ZM12 240H13V239H12ZM15 240H16V239H15ZM19 240H20V239H19ZM35 240L37 241V239H35ZM38 240H39V239H38ZM49 240H50V239H49ZM61 240H62V238H61ZM64 240L66 241V239H64ZM71 240H72V239H71ZM71 240H70V241H71ZM75 240H76V239H75ZM112 240H113V239H112ZM117 240H118V239H117ZM123 240H124V239H122V241H123ZM125 240H126V239H125ZM141 240H142V239H141ZM145 240H146V239H145ZM152 240H153V239H152ZM168 240H169V239H168ZM172 240H174V237H173ZM238 240H239V239H238ZM243 240H244V238H243ZM245 240H246V239H245ZM20 241H21V240H20ZM45 241H46V240H45ZM59 241H60V238H59ZM68 241H69V240H68ZM68 241H66V242H68ZM72 241H73V240H72ZM72 241H71V242H72ZM120 241H121V240H120ZM120 241H119V242H120ZM122 241H121L120 243H122ZM149 241L151 242V240H149ZM149 241H148V242H149ZM170 241H171V240H170ZM177 241H178V240H177ZM177 241H176V242H177ZM248 241H249V240H248ZM9 242H10V241H9ZM15 242H16V241H15ZM15 242H14V243H15ZM17 242H19V241H17ZM32 242H34V241H32ZM32 242H31V243H32ZM49 242H50V241H49ZM51 242H52V241H51ZM54 242H55V241H54ZM71 242H70V243H71ZM148 242H147V243H148ZM156 242H158V241L156 240L155 243H156ZM166 242H167V241H166ZM166 242H165V243H166ZM172 242L175 243V241H172ZM178 242H179V241H178ZM252 242H253V240H252ZM252 242H251V244H252ZM255 242H256V241H255ZM2 243H3V242H2ZM4 243H5V242H4ZM6 243H7V242H6ZM36 243H37V242H36ZM36 243H35V244H36ZM41 243H42V242H41ZM41 243H40V244H41ZM114 243H115V242H114ZM117 243H118V241H117ZM120 243H119V244H120ZM155 243H154V244H155ZM188 243H189V242H188ZM188 243H186V244H188ZM191 243H193V242L191 241ZM191 243H190V244H191ZM242 243H243V242H242ZM242 243H241V245H242ZM244 243H245V242H244ZM17 244H18V243H16V245H17ZM21 244H22V243H21ZM21 244H20V245H21ZM33 244H34V243H33ZM33 244H32V245H33ZM71 244H72V243H71ZM73 244H74V243H73ZM167 244H169V243L167 242V243L165 244V246H166ZM171 244H172V243H170V245H171ZM251 244H250V245H251ZM8 245H9V244H8ZM13 245H14V244H13ZM13 245H11V246H13ZM26 245L29 246L28 244H26ZM32 245H30V246H32ZM37 245H39V244H37ZM51 245H52V244H51ZM51 245H50V246H51ZM66 245H67V243H66ZM110 245L112 246V244H110ZM145 245H146V243H145ZM148 245H150V244H148ZM152 245H153V244H152ZM157 245H158V244H157ZM160 245H161V244H160ZM182 245H183V244H182ZM184 245H185V244H184ZM252 245H253V244H252ZM263 245H264V244H263ZM0 246H1V245H0ZM34 246H35V245H34ZM114 246H115V245H114ZM140 246H141V245H140ZM153 246H154V245H153ZM158 246H159V245H158ZM158 246H157V247H158ZM178 246H179V244H178ZM192 246H193V244H192ZM244 246H245V245H244ZM21 247H22V246H21ZM21 247H20V248H21ZM35 247H36V246H35ZM40 247H41V246H40ZM68 247H69V246H68ZM73 247H74V245H73ZM143 247H144V246H143ZM147 247H148V246H147ZM147 247H146V248H147ZM168 247H169V246H168ZM174 247H175V245H174ZM188 247H190V246L188 245ZM253 247H254V246H253ZM3 248H4V247H3ZM18 248H19V247H18ZM20 248H19V250H20ZM29 248H30V247H29ZM49 248H50V247H49ZM146 248H143V249H146ZM150 248H151V247H150ZM164 248H167V246L164 247ZM179 248H180V247H179ZM181 248H182V246H181ZM181 248H180V249H181ZM184 248H185V247H184ZM191 248H192V247H191ZM195 248H196V247H195ZM203 248H204V249H207L208 247H207V248L203 247ZM239 248H240V247H239ZM250 248H251V246H250ZM7 249H8V248H7ZM21 249H23V248H21ZM36 249H37V248H36ZM47 249H48V248H47ZM51 249H52V247H51ZM138 249H140V247H139ZM143 249H141V250H143ZM156 249H157V248H155V251H156ZM158 249H159V248H158ZM172 249H173V244H172ZM182 249H183V248H182ZM199 249H200V248H199ZM199 249H198V251H199ZM234 249H235V247H234ZM244 249H245V248H244ZM244 249H243V250H244ZM248 249H249V248H248ZM251 249H253V248H251ZM2 250H3V249H2ZM9 250H10V249H9ZM37 250H38V249H37ZM110 250H111V249H110ZM165 250H166V249H165ZM165 250L161 249V250H159V251L157 250V251H158V252H160V251H164V254L167 255V253H166L167 250H166V251H165ZM168 250H169V248H168ZM192 250H193V249H192ZM245 250H246V249H245ZM254 250H255V249H254ZM12 251H13V250H12ZM12 251H10V252L12 253ZM15 251H16V249H15ZM17 251H18V250H17ZM45 251H46V253H48L47 250H45ZM50 251H51V250H50ZM149 251H150V255L153 254V252L151 253V250H149ZM176 251H177V249H176ZM176 251H175V252H176ZM180 251H181V250H180ZM182 251L184 252V251H186V249H185V250H182ZM190 251H191V249H190ZM200 251H201V250H200ZM233 251H234V250H233ZM237 251H239V250H237ZM240 251H241V253L243 252L242 250H240ZM250 251H252V250H250ZM3 252H4V251H3ZM3 252H2V253H3ZM13 252H14V251H13ZM38 252H39V250H38ZM42 252H43V249H42ZM111 252H112V251H111ZM114 252H115V251H113V253H114ZM120 252H121V251H120ZM144 252H145V251H144ZM147 252H148V251H147ZM168 252H169V251H168ZM170 252H171V251H170ZM172 252H173V251H172ZM172 252H171V253H172ZM177 252H178V251H177ZM2 253H1V254H2ZM8 253H9V252H8ZM14 253H16V252H14ZM40 253H41V252H40ZM117 253H118V252H117ZM145 253H146V252H145ZM160 253H161V252H160ZM171 253H170V255H171ZM186 253H187V252H186ZM188 253H189V251H188ZM188 253H187V254H188ZM195 253H196L197 256L194 254V252H193L192 254L189 253V254H191V255L188 254V257H187L188 261H189V259H190V261H191L192 263H193V262L196 263V262L200 261V258H199V257H201V256H198V254H199L198 252L195 251ZM197 253H198V254H197ZM200 253H203V252H200ZM205 253H206V252H205ZM223 253H224V252H223ZM234 253H235V252H234ZM244 253H245V252H244ZM247 253H248V252H247ZM250 253H251V252H250ZM255 253H256V251H255ZM16 254H17V253H16ZM50 254H51V252H50ZM156 254H157V253H156ZM168 254H169V253H168ZM177 254H178V253H177ZM206 254H207V253H206ZM209 254H210V253H209ZM218 254H219V253H218ZM230 254H231V253H230ZM252 254H254V252H253ZM3 255H5V254L3 253ZM6 255H7V253H6ZM13 255L15 256V254H13ZM13 255H11L12 258H13ZM55 255H56V254H55ZM150 255H149V256H150ZM154 255H155V253H154ZM154 255H152L153 258H154ZM157 255H158V254H157ZM157 255H156V256H157ZM170 255H169V256H170ZM173 255H174V254H173ZM236 255H237V254H236ZM238 255H239V253H238ZM243 255H244V254H243ZM246 255H247V254H246ZM11 256H10V257H7V258L12 259ZM17 256H18V255H17ZM51 256H52V255H51ZM62 256H63V255H61V257H62ZM146 256H147V255H146ZM146 256H145V257H146ZM163 256H165V255H163ZM171 256H172V255H171ZM179 256H180V255H179ZM210 256H211V255H210ZM212 256H213V254H212ZM217 256H218V255H217ZM5 257H6V256H5ZM36 257H38V256H36ZM42 257H43V256H42ZM45 257H46V256H45ZM59 257H60V256H59ZM147 257H148V256H147ZM147 257H146V259H148ZM165 257H166V256H165ZM189 257H190V258H189ZM242 257H243V256H242ZM246 257H247V256H246ZM246 257L244 256L243 259L246 258ZM38 258H39V257H38ZM57 258H58V257H57ZM79 258H80V257H79ZM137 258H138V257H137ZM153 258H152V259H153ZM156 258H157V260L160 259V258H158V257H156ZM162 258H163V257H162ZM171 258H172V257H171ZM176 258H177V257H176ZM203 258L205 259L206 257H203ZM208 258H209V257H208ZM238 258H239V257H238ZM240 258H241V257H240ZM247 258H248V257H247ZM247 258H246V259H247ZM5 259H6V258H5ZM41 259L43 260V258H41ZM46 259H47V258H46ZM74 259H75V258H74ZM74 259H72V260H74ZM130 259H132V257H131ZM134 259H135V258H134ZM149 259H150V258H149ZM149 259H148V260H149ZM152 259H151V260H152ZM154 259H155V258H154ZM177 259H179V258H177ZM183 259H184V258H183ZM210 259H211V258H210ZM241 259H242V258H241ZM241 259H240V261L243 260V259H242V260H241ZM254 259H255V258H254ZM1 260H3V259L1 258ZM1 260H0V261H1ZM13 260H14V259H13ZM19 260H20V256H19ZM44 260H45V259H44ZM69 260H70V259H69ZM75 260H76V259H75ZM77 260H78V259H77ZM77 260H76V261H77ZM79 260H80V259H79ZM160 260H161V259H160ZM160 260H159V261H160ZM172 260H173V259H172ZM179 260H181V259H179ZM201 260L203 261L202 258H201ZM220 260H221V259H219V261H220ZM250 260H252V259H250ZM255 260H257V259H255ZM4 261H5V260H3V262H4ZM7 261H9V260H7ZM16 261H18V260H16ZM48 261H49V260H48ZM59 261H60V260H59ZM163 261H164V260H163ZM166 261H167V260H165V263L168 262V261H167V262H166ZM169 261H170V260H169ZM176 261H177V260H176ZM181 261H182V260H181ZM212 261H213V260H212ZM217 261H218V258H217ZM240 261H239V262H240ZM248 261H249V260H248ZM5 262H6V261H5ZM18 262H19V261H18ZM34 262H35V261H34ZM37 262H38V261H37ZM39 262H41L40 259H39ZM46 262H47V261H46ZM50 262H51V260H50ZM55 262H56V261H55ZM72 262H74V261H72ZM132 262H133V261H132ZM132 262H131V263H132ZM137 262H138V260H137ZM153 262H156V261H153ZM178 262H179V261H178ZM185 262H187L186 259H185ZM206 262H208V260H207ZM245 262H246V261H245ZM259 262H260V261H259ZM261 262H262V261H261ZM1 263H2V262H0V264H1ZM8 263H9V262H8ZM12 263H13V262H12ZM32 263H33V262H32ZM35 263H36V262H35ZM43 263H44V262H43ZM75 263H76V262H75ZM129 263H130V262H129ZM142 263H143V262H142ZM148 263H149V262H148ZM150 263H151V262H150ZM156 263H158V262H156ZM161 263H162V262H161ZM188 263H189V262H188ZM200 263H202V262H200ZM204 263H205V262H204ZM219 263H220V262H218L217 264H219ZM240 263H241V262H240ZM249 263H250V262H249ZM249 263H248V264H249ZM254 263H255V262H254ZM3 264H5V263H3ZM9 264H10V263H9ZM16 264H20V262H19V263L16 262ZM33 264H34V263H33ZM55 264H56V263H55ZM132 264H133V263H132ZM151 264H153V263H151ZM162 264H163V263H162ZM202 264H203V263H202ZM206 264H207V263H206ZM210 264H211V263H210Z\"/></svg>", "mask_w": 264, "mask_h": 264}]
</instances>
